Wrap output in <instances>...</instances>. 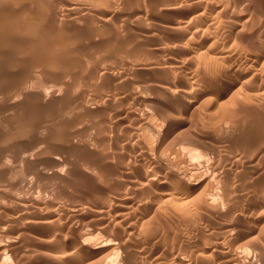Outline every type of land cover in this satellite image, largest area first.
<instances>
[{"label":"bare ground","instance_id":"6f19581e","mask_svg":"<svg viewBox=\"0 0 264 264\" xmlns=\"http://www.w3.org/2000/svg\"><path fill=\"white\" fill-rule=\"evenodd\" d=\"M7 1V0H6ZM14 1V0H13ZM18 1V0H17ZM53 1H55V0H52V3L51 4H54L55 5V3H53ZM67 1H69V0H67ZM71 1H73V0H71ZM96 1V0H95ZM106 1V0H105ZM112 1V0H111ZM120 1V0H119ZM127 1V0H126ZM137 1V0H136ZM135 1V2H136ZM161 1V0H160ZM231 1L232 0H227L226 2H220V1H216V0H164V1H162V3L161 2H159L158 0H157V2H159V4L157 3V5H155V3L154 2H156V0H144V2L142 1V3L143 4H141V5H143V7L142 6H139V4H140V0H139V3H138V1L136 2V3H138V5L137 4H133L132 5V3H134V2H130V0H129V2L131 3V5H132V7L134 6L135 7V5H137L136 6V8L134 9V8H130L131 10L132 9H134V11H132V12H134V15L136 16H138L139 17V19H140V22H142V20H145L146 21V24H145V26H144V28H142L141 27V24L143 25V23H141V24H137L139 27H141V28H139V30H138V35L140 36L139 37V39L137 38V40H140V38L142 39V41H147V40H152V38H157V37H161V42H156V40L158 39H156V40H154L153 42H156V44H154L153 45V47L152 46H150L149 45V47H152L151 49V54H152V57H153V55L155 54L156 55V53H157V55H158V53L159 52H161L162 51V53L160 54V55H162L163 57H164V53L165 52H167V53H165L166 55L168 54V53H171L172 55H171V58H169V61L167 60V61H165V60H162V61H165L164 63H159V61H158V63H156L157 65H156V67L149 61V60H147V61H143L142 60V62H144V63H140L139 61H141V60H138V63L137 64H135L136 66H135V68H133L134 70H140V73H141V70H158V72H159V70H161L162 71V74L163 73H165L166 75H167V73H170V76H171V74H172V72L174 71H181V72H184L185 73V78H184V76L182 75V73H179L178 75H180L181 74V76H183V78L184 79H186L185 80V82H186V85L183 87V86H181V87H177V85H174V84H176V83H174V84H172V82H171V80H170V77L168 78L169 80L168 81H170L171 82V84L172 85H174V87H172V88H170L168 85L170 84V82H168L169 84L167 85V82H165V80H160V81H162V83L161 84H159L160 86H158V87H161V90H158V88H157V91H159L158 93H159V96H157V95H155V94H157V92H156V88H155V93H153L155 96H157L156 98H154V97H152V98H154V99H152L151 98V100L149 99V97L146 99L145 98V94L143 95V91H148L147 89H148V87L149 88H151V85L150 86H148L149 85V83L148 84H145V85H142L141 86V88L140 87H136V86H132L131 88V91L129 92V94L131 95L132 94V96L135 98V100L138 102H149V103H147V105H149V107L151 108V110L150 109H148L149 107L146 105V104H143V105H145L146 106V108L148 109H145L146 110V112H145V114H144V112L142 113L141 112V114L140 115H138L139 113V110H135L134 112H137V116L138 117H133L134 119L136 118L137 120H134V121H136V122H134V123H137L138 122V124H139V126H138V128L136 129V133H134V138H128L129 137V135L127 134V138L128 139H124V141H123V139H122V142L124 143L125 142V144H123L124 146L126 145V146H129V147H131L130 148V150L131 149H133V150H131V151H134L135 153V155L139 158V159H141V161L143 160V161H145L146 159H148L149 161L148 162H150V167H144V166H142V164L139 166V165H135L136 167H141L142 166V168L144 167V168H146V169H144V170H142V172H139V171H136L135 170V168L133 167V168H130V167H128L127 168V170L126 171H124L123 169H122V171H121V173L118 175V177H116V178H119V179H115L114 178V176L113 177H111V178H109V177H107L110 173H113L114 171H115V169H114V171L113 172H111V170L109 169L110 168V165H108L109 166V170H110V173H109V170H107V172H108V175H107V172H106V175H105V172H104V174H103V171L105 170V168L102 166V163L104 164V162L105 161H108V158H109V156H106L107 154L108 155H110V153H111V149L112 148H114V150L116 149V148H118V147H113V144H112V142H110L111 144V149H110V152L108 151V150H106L107 148H105L106 146L105 145H107V144H105V143H107V141L106 140H108V138L110 137V136H112V135H110L108 138H106L105 139V143H103V141L104 140H102L101 139V137H100V135H99V137H97L96 135H94V133H95V130L97 129H95L94 128V126H91V125H88V126H85V124H83V123H85L84 122V119L82 120L81 118V120L83 121V123H82V125H84V126H82V125H80V120L78 119L79 117H81L80 115L81 114H79L80 112L82 113V111H80V112H78L79 110H78V108L75 106L76 104L75 103H77V101H79V102H81L82 103V101H80V98L82 97V96H80V98L78 97V99H77V97L75 98V99H77V101L74 103L75 105H73V107L75 108H77V110H75L74 108H72V106H71V108L72 109H74L75 110V112H71V117H72V114H73V116L75 115L74 113H78V115H79V117L77 116L76 118L79 120V122L80 123H78V121H75V123H73L74 121V119H72V121H71V119L69 120V118H70V116H68L66 119H68V121L69 122H66V123H62V124H60V126L58 127V129H56L55 130V132H57V134H56V136L54 137V142L51 144V143H48L42 136V138L45 140V141H42V140H40L39 139V137H34V138H36V139H38V142H35L34 140L32 141V142H34L33 144H32V142L31 143H29V144H32V145H30V146H28V147H23L24 149H23V151H19L20 153L22 152L23 153V155L24 154H26L27 155V157H29V159L30 158H33V157H35L36 159H38L40 156L42 157V155H47V156H49L50 158H51V160L52 161H49V165H47V163H46V161H45V159H46V157L47 156H44V158H43V160H41L42 158L40 157L39 159H40V162L38 163L39 164V166L41 167V165H42V167L40 168L39 167V169L41 170L40 172H41V174H45L44 176L43 175H41L40 173H38V172H34V174L36 175V177L38 176L39 178L41 177V176H43V179L44 178H46L45 180H47V178L48 177H54V178H56L55 180H59V179H61V178H63V179H61L60 181H62V180H64V179H66L67 177H68V173H70L69 171H71L73 168H72V163H73V161H74V159L73 158H71L70 156H71V154L73 155L75 152H72L70 155H68L67 153H66V150L67 149H75V150H77V149H84V151H81V153L82 152H85V150H86V158H85V161H83V159H81L83 162H84V164L86 165H84L87 169H85L86 171H84V170H82L81 172H79V174H80V176H81V178L82 179H84L88 184H90L89 185V187L91 186L92 187V185H94V186H98V188H97V190H98V192H99V194H107L108 193V191H110L111 192V194L109 193V194H107L105 197L104 196H102L103 198H105L104 200L106 201V202H108V204H101L102 205V207H100V201L99 200H95V198L97 197V195H96V197L94 198H92V200L94 199V201H99L98 202V204H99V206L98 207H100V209H98V207H95V208H97L96 210H99L98 212H100L99 214H102V215H106L107 216V218H108V215H111V213H115V217H117L118 215H117V213L120 211V208H119V206L120 205H126V204H128V198H126V195H127V197H130V196H132L133 194L134 195H136V197H135V201H136V203H137V205L135 206V207H137V209H138V211H137V213L135 212L134 214L132 213L131 215H134L133 216V219L134 220H130V219H128V220H125V218L128 216H131V215H128V212H133V211H129V209H128V212H126L125 210V212L127 213V214H124V215H122L121 216V218H123L124 217V220H120L121 218H119V220L117 219V220H95V221H93L92 222V220H94V219H92V218H90V219H92L91 221H90V219L86 222V220H82L83 222L85 221V224L87 225L88 224V227L90 226L91 227V229H90V231H86V230H89L88 228H86L85 230H83V228H84V224L82 223V224H80V225H78V221H76V226H70V225H68L66 222H64L65 221V219L66 218H68V221L69 220H71V219H69L70 218V216L71 215H69V217H62L61 219L62 220H64L63 222V224H65L64 225V228H62V227H60V225L62 226V220L60 219V217H58V219H60V223L58 224L57 223V225H59V226H56L55 228V230L54 231H56V232H53V230H52V232L54 233V234H52L51 236H50V238H48L47 240L46 239H44V237H43V239H44V241L46 240V242L48 241V242H51V243H53L55 240H56V243L54 244L53 243V246L45 253V251L46 250H41V248H40V250L41 251H44V253L43 252H41V254H39L38 253V251L37 250H35V252L37 253V254H39V255H37L38 256V259H35V262L36 263H34V264H245L246 263V261L247 260H245L244 259V257H247L246 259H249L248 260V264H264V225H262L263 224V222H264V220L262 221V224H260V220H248V219H245L246 220V222L245 221H243L244 223H245V227H244V225H243V229H242V227H240L239 226V223L240 222H238V224H237V220L235 221L236 222V225L234 224L235 222L233 221V220H227L226 218V220H202L203 221V223L201 222L200 223V221H199V219L198 220H189L190 219V217L191 216H193V215H191V216H188V213H187V216L189 217V219L188 220H177L178 221V223L176 224V226L174 225V228L171 230V225L172 224H170L171 222H169V220L167 221V218H166V221H165V224L166 223H169L168 225V227H164V226H161V228H160V226H158L159 224H161V223H164L163 221L161 222V223H158V225H156V223L158 222V218L160 219V215H159V217H157V219L155 218V217H151L152 219L154 218V220L156 219L157 220V222H155L154 220H152V219H150V220H148L149 218L148 217H145L146 216V214H150V212H152L153 210L155 211H153V213H154V215H155V213H159V211L156 209V208H158L160 205H162L161 203H163L164 202V204H165V202H166V204H178V206L180 205V206H184L183 207V211H182V213H180L179 215L181 216L182 214H186V212H185V206H186V208L187 207H189L188 205H191V204H194L195 202H196V200L198 199V201H201L200 199H199V195H200V197H201V193H199V191L201 192V189L202 188H200V190H199V186H200V184H201V181L203 180V177L202 176H200V175H196V173H195V171H191L190 169H188V167L189 166H191L192 165V168H193V166L195 165L194 164V162H193V160L192 159H194L195 160V162H196V158L195 157H198V156H200L201 155V153H200V151H197V150H194V148L192 149V148H190V146L192 147L193 145H195V141H198L197 139H196V137L193 135L192 137L191 136H187V134H186V136L188 137V139L191 137V141L193 140V145H189V143L191 142H189V143H187V142H183L182 143V141H180L179 142V144H177V141H179L177 138V141L175 140V138L174 137H172V136H174V135H179V137L181 136L182 137V135H180L179 133H177L176 132V134H172L173 133V130H175L174 128H176V126H177V124H179L180 122H179V120L177 119L179 116H183V113L185 112V111H191L190 113L192 114V112H194V110L197 112L198 110H200V109H198V108H200L201 107V104H203L204 102H205V104H203V109H206L208 106L206 105V104H208L209 105V107L206 109V110H203V112L204 111H206V113L205 114H207V112H211V113H214L213 112V110H214V108H213V110L211 109V107L212 106H214V104H217V107L219 108L220 107V109H219V111H222L221 109V107H223V106H225V109H226V105H223V106H221L223 103H225V100L226 99H229V96L225 99V97L227 96V95H229V93L231 92V93H235V91H241L242 93H244V92H249V93H247V95H246V98H247V100H248V94H250V95H252V96H250V98L252 97V98H257L258 100L259 99H262V100H264V46H256V45H254V46H252V47H247V45H248V43L246 44V47H245V43H246V39L245 38H247V37H245L244 39L246 40H244V39H242V35L239 37L241 40H244V44H242V42L243 41H241L240 39H238V36H237V33H239V32H241V30L243 31L244 30V28L243 29H241V27H243V26H240L239 28L238 27H236V32L235 31H233V29L235 28H233V27H231L230 25H226L225 23H227V21H226V19L228 18L229 19V16L230 17H232L231 16V14H233V18L237 21L236 22V24H238L239 23V20H241L240 19V16H242L243 14H241V13H236V12H233V9L232 8H230V3H231ZM248 1V0H247ZM261 1V0H260ZM264 1V0H263ZM0 2H1V0H0ZM57 2V1H56ZM59 2V1H58ZM57 2V3H58ZM83 2V1H82ZM103 2V1H102ZM115 4H116V2H118V1H116L115 2V0L113 1ZM121 2H122V0H121ZM124 2H125V0H124ZM123 2V4H125ZM129 2L126 4V8H127V6H128V4H129ZM238 2V1H237ZM244 2V1H243ZM3 3H4V1H3ZM7 3H8V1H7ZM60 3V2H59ZM61 3H62V1H61ZM63 3H65V2H63ZM62 3V4H63ZM72 2H70V4H71ZM84 3V2H83ZM101 3V2H100ZM112 3V2H111ZM113 3V4H114ZM152 3H154V4H152ZM160 3L162 4V6L160 7L159 5H160ZM262 3V2H261ZM5 4V3H4ZM9 4V3H8ZM68 4H69V2H68ZM82 4V3H81ZM96 4V3H95ZM122 4V5H123ZM7 5V4H6ZM11 6H12V4H10ZM54 5H53V7H54ZM57 5V4H56ZM61 5V4H60ZM60 5L58 6V7H60ZM78 5V4H77ZM77 5L75 6L74 4H72V6H70V9H72V11H73V13L74 14H76L77 13V9L79 8V7H77ZM107 5V4H106ZM121 5V4H120ZM131 5H129V7L131 6ZM234 5V4H233ZM0 6H1V4H0ZM18 6V5H17ZM44 6V5H43ZM65 6V5H64ZM66 6H67V3H66ZM91 6V5H90ZM112 6V5H111ZM116 6V5H115ZM117 6H119V4H117ZM4 8H5V6H3ZM7 7H8V5H7ZM6 7V8H7ZM44 7H46V6H44ZM49 7V6H48ZM52 7V8H53ZM69 7V6H68ZM68 7H64V9H62V10H65V8H68ZM84 7H87V6H84ZM83 7V11L85 12V10H87V9H85ZM94 7V6H93ZM97 7V6H96ZM105 7H107L108 8V5L107 6H105ZM105 7H103L104 9H106V11L105 10H103L102 12H100V10H99V12H100V14H99V16H102V17H90V16H92V15H90L89 17L91 18V20H90V18H88L87 19V17H86V15H85V17L86 18H84V17H82L83 19H87L88 21L87 22H85V23H89V21H91V23H92V21L94 20V19H98V20H96L97 21V23L98 24H96V25H98V26H100L102 23H103V26H104V21H106V23L107 24H109L110 22V20L109 19H111L112 17H113V12L114 11H109L110 9H112V7L111 8H109V10L107 9V8H105ZM110 7V6H109ZM114 7V6H113ZM121 7V6H120ZM122 7H124V6H122ZM17 8V7H16ZM60 8H62V7H60ZM59 8V9H60ZM81 8H82V6H81ZM88 8V7H87ZM90 8V7H89ZM88 8V9H89ZM125 8V9H126ZM258 8H260V7H258ZM264 8V7H263ZM47 9V8H46ZM51 9V8H50ZM49 9V11H47V14L44 16V18H42L43 20L40 22V21H38V20H41L40 18L42 17V15H40L41 17L40 18H38L39 17V14H36L35 16L37 17V15H38V19H36L37 20V24L35 25V26H32L31 27V29L29 30L30 31V33L29 34H31L32 36H34L33 38H35V37H38V35H39V33H43L44 31H47V30H45V28L47 27V29H48V26L47 25H49V23L48 22H50V21H52L58 14H57V12H58V10H56L57 12L55 13V12H51V10ZM55 9L56 8H54V11H55ZM69 8L68 9H66V10H70ZM85 9V10H84ZM92 9V8H91ZM90 9V10H91ZM97 9H99L98 7H97ZM125 9H122V10H125ZM240 9V8H239ZM239 9H238V11H239ZM251 9H254V8H249V11L251 10ZM45 10V9H44ZM79 10V9H78ZM95 10V9H94ZM94 10H93V12H94ZM101 10H102V8H101ZM119 10V9H118ZM6 11H8V10H6ZM80 11H82V9L80 10ZM79 11V12H80ZM129 11V10H128ZM127 11V12H128ZM254 11V10H253ZM259 11H260V9H259ZM1 12H3L2 10H1ZM11 12V11H10ZM14 12V11H13ZM41 12V11H40ZM49 12V13H48ZM66 12V11H65ZM68 12V11H67ZM78 12V13H79ZM90 12V11H89ZM96 12V11H95ZM98 12V13H99ZM119 12H120V10H119ZM125 12V11H124ZM131 12V11H130ZM246 12V11H245ZM256 12V11H255ZM264 12V11H263ZM59 13V12H58ZM71 12L69 11L68 13H63L64 15H69ZM86 13H87V11H86ZM91 13H92V11H91ZM97 13V14H98ZM257 13V12H256ZM261 13V12H260ZM8 14V13H7ZM10 14V13H9ZM62 14V13H61ZM62 14V15H63ZM70 15L72 18L75 16V15ZM85 14V13H84ZM88 14V13H87ZM90 14V13H89ZM93 14V13H92ZM94 14H96V13H94ZM93 14V15H94ZM122 14V13H121ZM125 14V13H124ZM251 14V13H250ZM258 14V13H257ZM263 14V13H262ZM1 15H2V13H1ZM80 15H82L81 13H80ZM80 15L78 16V17H80ZM123 15V14H122ZM22 16V15H21ZM60 14H59V17L58 18H60ZM69 16V17H70ZM77 16H75V17H77ZM83 16V15H82ZM95 16H97V15H95ZM136 16V17H137ZM248 16H249V14H248ZM255 16V15H254ZM257 16V15H256ZM9 17V16H8ZM57 17L55 18V20L57 19ZM68 17V16H67ZM77 17V18H78ZM134 17V16H133ZM166 17H168V18H166ZM258 17V16H257ZM261 17H262V15H261ZM6 18V17H5ZM63 18H64V16H63ZM76 18V19H77ZM92 18H94V19H92ZM246 18V20H247V17H245ZM249 18V17H248ZM2 19V18H1ZM7 19V18H6ZM26 19V18H25ZM65 19H67L66 17H65ZM79 19H81V18H79ZM82 19V20H83ZM113 19V18H112ZM135 19V18H134ZM137 19V18H136ZM142 19V20H141ZM225 19V20H224ZM230 19H232V18H230ZM230 19L228 20L229 22H228V24L230 23L231 24V22H230ZM34 20V19H33ZM35 20V21H36ZM55 20H54V22H55ZM59 20V19H58ZM62 20V19H61ZM75 19H72L71 21H72V24L73 25H75L76 26V24H78L77 23V20H75L76 21V24H75V22H73ZM82 20H80V21H82ZM109 20V21H108ZM131 20V19H130ZM235 20L233 21V23L235 22ZM2 21V20H1ZM6 21H9L8 19L6 20ZM19 21V20H18ZM23 21V20H22ZM21 21V22H22ZM26 21V20H25ZM68 21V20H67ZM66 21V22H67ZM108 21V22H107ZM225 21V22H224ZM232 21V20H231ZM244 21H245V19H244ZM263 21V20H262ZM28 22V21H27ZM40 22V23H39ZM46 22L48 23V24H46ZM112 23H113V21H111ZM116 22V21H115ZM123 22V21H122ZM125 22V21H124ZM123 22V23H124ZM135 22V21H134ZM136 22H137V20H136ZM140 22H138V23H140ZM144 22V21H143ZM241 22V21H240ZM2 23V22H1ZM3 23H5V22H3ZM11 23V22H10ZM9 23V24H10ZM15 23V22H14ZM30 23V22H29ZM32 23L34 24V22L32 21ZM53 23V22H52ZM58 23H60V21L58 22ZM61 23H65V22H61ZM71 23V22H70ZM80 23V25L81 24H84L83 23V21L82 22H79ZM100 23V24H99ZM119 23V22H118ZM133 23V22H132ZM7 24V23H6ZM5 24V25H6ZM13 24V23H12ZM32 24V25H33ZM46 24V25H45ZM51 24V23H50ZM57 23H55V25H56ZM66 24V23H65ZM64 24V25H65ZM93 24V23H92ZM115 24V23H114ZM135 24V25H136ZM226 26H225V25ZM240 24V23H239ZM238 24V25H239ZM242 24V23H241ZM4 25V26H5ZM14 25V24H13ZM21 25V24H20ZM19 25V26H20ZM26 25H27V23H26ZM53 25V24H52ZM51 25V26H52ZM54 25V26H55ZM69 25V24H68ZM85 25V24H84ZM119 25V24H118ZM130 25V24H129ZM243 25V24H242ZM12 26V25H11ZM18 26V27H19ZM24 26V25H23ZM31 26V25H30ZM46 26V27H45ZM50 26V25H49ZM58 26V25H57ZM60 26H61V24H60ZM77 26H79V25H77ZM76 26V27H77ZM82 26V25H81ZM86 26H87V24H86ZM91 26V25H90ZM102 26V25H101ZM108 26V25H107ZM125 26V25H124ZM232 26H234L233 24H232ZM262 26V25H261ZM1 27H3V24H1ZM26 27V26H25ZM59 27V26H58ZM62 27V26H61ZM65 27H66V25H65ZM71 27H73V26H71ZM83 27V26H82ZM81 27V28H82ZM94 27L95 26H93L91 29H94ZM106 27V26H105ZM115 27H116V29H117V27L118 26H116L115 25ZM136 27V26H135ZM5 28V27H4ZM6 28H8V26L6 27ZM12 28V27H11ZM20 28V27H19ZM69 28V27H68ZM67 28V29H68ZM75 28V27H74ZM85 28V27H84ZM87 28V27H86ZM85 28V29H86ZM97 28V27H96ZM102 29L104 28V27H101ZM100 28V29H101ZM125 28V27H124ZM132 28V27H131ZM137 28V27H136ZM1 29V28H0ZM15 29H17V28H15ZM28 29V28H27ZM49 29H51V28H49ZM60 29V28H59ZM88 29V28H87ZM85 30V31H88V30ZM90 29V27H89V31L91 30ZM108 29V28H107ZM110 29H112V26H111V28ZM115 29V28H114ZM125 29H127V28H125ZM133 29V28H132ZM135 29V28H134ZM133 29V30H134ZM239 29H241L239 32H238V30ZM2 30V29H1ZM7 30V29H6ZM5 30V31H6ZM61 30V29H60ZM94 30H96V29H94ZM94 30H91V32L93 33V31ZM131 30V29H130ZM3 31V30H2ZM12 31V30H11ZM17 31H18V29H17ZM25 31V30H24ZM23 31V32H24ZM27 31V30H26ZM26 31H25V33H26ZM63 31V30H62ZM65 31V30H64ZM67 31V30H66ZM70 31H72V30H70ZM77 31H79V30H77ZM84 31V30H83ZM105 31V30H104ZM113 31V30H112ZM129 31V30H128ZM135 31V30H134ZM137 31V30H136ZM260 31V30H259ZM7 32H9V29H8V31H6V34H8ZM20 32V31H19ZM50 32V31H49ZM56 32V31H55ZM68 32V31H67ZM80 32V31H79ZM90 32V33H91ZM132 32V31H131ZM246 32V31H245ZM2 33V32H1ZM66 33V32H65ZM72 33V32H71ZM70 33V34H71ZM75 33V32H74ZM86 33V32H85ZM89 33V34H90ZM90 34L88 37H90V36H92V35H94V34H96L97 35V33L96 32H94V34ZM102 33V32H101ZM104 33V32H103ZM111 33V32H110ZM113 33H115V31L113 32ZM120 33V32H119ZM122 33V32H121ZM135 33V32H134ZM133 33V34H134ZM256 33V32H255ZM6 34H5V36H6ZM10 35L12 34V32H10L9 33ZM8 34V35H9ZM28 33H26V35H27ZM28 34V35H29ZM57 34V33H56ZM88 34V33H87ZM100 34V33H99ZM98 34V35H99ZM243 34H244V32H243ZM253 34V33H252ZM9 35V36H10ZM15 35H16V33H15ZM15 35H14V37H9V38H15L16 39V37H15ZM23 35V34H22ZM21 35V37L20 38H22L23 36ZM62 35V34H61ZM65 35V34H64ZM69 35V34H68ZM73 35H75L76 36V34H73ZM96 35L95 36H93L94 38L96 37ZM101 35V34H100ZM105 35V34H104ZM110 35V34H109ZM113 35V34H112ZM116 35V34H115ZM137 35V36H138ZM254 35V34H253ZM256 35V34H255ZM258 35H260V34H258ZM1 36H3V35H1ZM13 36V35H12ZM58 36V35H57ZM74 36V38H77V37H75ZM81 36V35H80ZM114 36V35H113ZM116 36H118V35H116ZM115 36V37H116ZM124 36V35H123ZM246 36H247V33H246ZM18 37V36H17ZM64 37V36H63ZM67 37V36H66ZM87 37V38H88ZM99 37V36H98ZM107 37V36H106ZM248 37H249V35H248ZM259 37V36H258ZM19 38V37H18ZM19 38V39H20ZM24 38V37H23ZM22 38V39H23ZM27 38V37H26ZM32 38V37H31ZM57 37H55V39H56ZM81 38H83V37H81ZM91 38V37H90ZM89 38V39H90ZM119 38H120V36H119ZM126 38V37H125ZM135 38V37H134ZM162 38H163V40H162ZM15 39H13V40H15ZM21 39V40H22ZM29 38H27V40H28ZM67 39H68V37H67ZM79 39V38H78ZM89 39H87V40H89ZM93 39V38H92ZM95 39H97V38H95ZM105 38H101V41L102 40H104ZM114 39V38H113ZM117 39V38H116ZM124 39V38H123ZM122 39V40H123ZM129 39V38H128ZM132 39V38H131ZM249 39H250V37H249ZM252 39H254V38H252ZM0 40H2V39H0ZM31 40V39H30ZM60 40V39H59ZM73 40V39H72ZM98 40V39H97ZM107 40V39H106ZM136 40V42L135 43H138V41ZM149 41V42H152V41ZM238 40L239 41H241V43H238ZM255 40L257 41V39H256V37H255ZM11 41V40H10ZM65 41V40H64ZM86 41V40H85ZM91 41V40H90ZM95 41V40H94ZM99 42H100V39L98 40ZM112 41V40H111ZM110 41V43H112ZM120 41V40H119ZM118 41V42H119ZM134 41V40H133ZM157 41H159V39L157 40ZM253 41V40H252ZM255 41V42H256ZM260 41V40H259ZM15 43H16V41H14ZM21 42V41H20ZM61 42V41H60ZM74 42V41H73ZM73 42H72V44H73ZM92 42H93V40H92ZM117 42V43H118ZM128 42H129V40H128ZM248 42H250V41H248ZM254 42V43H255ZM18 43V42H17ZM34 43V42H33ZM62 43H63V40H62ZM75 43V42H74ZM106 43V42H105ZM148 43V42H147ZM251 43V42H250ZM8 44V43H7ZM21 44V43H20ZM19 44V45H20ZM30 44H31V42H30ZM66 44H67V41H66ZM79 44H81V43H79ZM82 44H84V41H83V43ZM87 44H89V41H88V43ZM103 44V43H102ZM115 44V43H114ZM123 44H124V42H123ZM122 44V45H123ZM130 44V43H129ZM129 44H127L126 46H128ZM133 44V43H132ZM140 44V43H139ZM142 44V43H141ZM149 44V43H148ZM151 44V43H150ZM153 44V43H152ZM220 44V45H219ZM256 44V43H255ZM261 44V43H260ZM3 45V44H2ZM16 45V44H15ZM19 45H16V46H19ZM55 45V44H54ZM61 45V44H60ZM64 45V44H63ZM69 45V44H68ZM75 45H77L78 46V43H76ZM96 45V44H95ZM98 45V44H97ZM111 45V44H110ZM143 45V44H142ZM147 44H145V47H147L148 48V45L146 46ZM215 45V46H214ZM85 45H83L82 47H84ZM90 46V45H89ZM94 46V45H93ZM100 46V45H99ZM106 46V45H105ZM135 46V45H134ZM133 46V47H134ZM138 46V45H137ZM136 46V47H137ZM251 46V45H250ZM3 47V46H2ZM13 47V46H12ZM20 47V46H19ZM21 47H22V45H21ZM36 47V46H35ZM52 47H54V46H52ZM55 47H57V46H55ZM54 47V48H55ZM62 47V46H61ZM68 47V46H67ZM69 47H71V46H69ZM68 47V48H69ZM108 47V46H107ZM112 47V46H111ZM114 47H115V45H114ZM117 47H119L118 45H117ZM123 47V46H122ZM136 47H134V48H136ZM145 47H143V48H145ZM4 48V47H3ZM18 48V47H17ZM16 48V49H17ZM23 48V47H22ZM30 48V47H29ZM32 48V47H31ZM65 48V47H64ZM78 48H80V46L78 47ZM77 48V49H78ZM88 48V47H87ZM87 48H85V49H87ZM91 48V47H90ZM96 48H97V46H96ZM128 48H131V47H128ZM218 48L220 49V51L218 50ZM27 49H28V47H27ZM51 49V48H50ZM56 49V48H55ZM58 49V48H57ZM76 49V48H75ZM74 49V50H75ZM84 49V50H85ZM93 49V48H92ZM117 49V48H116ZM137 49V48H136ZM135 49V50H136ZM141 48H139V46H138V50H140ZM146 49V48H145ZM211 49H213V50H211ZM0 50H1V48H0ZM19 50V49H18ZM30 50V49H29ZM98 50V49H97ZM103 50V49H102ZM102 50H100L99 49V51H102ZM109 50V49H108ZM112 50V49H111ZM132 50H133V48H132ZM131 50V51H132ZM137 50V55L136 54H134V55H131V58L133 57V58H135L136 56H139L140 55V57H143V56H141V55H144L143 53H145V52H143L142 53V49H141V51H138ZM144 50V49H143ZM148 49H146L145 51H147ZM209 50H211V51H209ZM215 50H218V52L217 51H215ZM13 51H14V49H13ZM26 51V50H25ZM24 51V52H25ZM31 51V50H30ZM30 51H27V52H30ZM45 51V50H44ZM61 51V50H60ZM65 51V50H64ZM67 51V50H66ZM64 52V53H67V52ZM72 51V50H71ZM80 51V50H79ZM88 51V50H87ZM110 51V50H109ZM114 51V50H113ZM122 51V50H121ZM124 51L127 53V51L125 50V48H124ZM150 50H148V52H149ZM169 51V52H168ZM23 51H21V53H22ZM26 52V53H27ZM47 52V51H46ZM49 52V51H48ZM70 52V51H69ZM74 52V51H73ZM73 52H72V54H73ZM90 52V51H89ZM104 52H106V51H104ZM119 52H120V50H119ZM118 52V53H119ZM133 53H135L134 51H132ZM131 52V53H132ZM19 53V52H18ZM45 53V52H44ZM51 53V52H50ZM55 53V52H54ZM110 53V52H109ZM116 53V52H115ZM130 53V54H131ZM210 53H214L216 56H215V58H214V56H213V58L212 59H215L216 60V66H217V68H216V70L215 69H213V66H211V68H212V70H215L216 71V73H215V71H213L215 74H216V76H215V78H214V80H213V77L211 78H208L207 77V75L209 76H211V74H208V73H212V72H210L209 70H211L210 69V63H209V60H211V57H209V56H211V55H209ZM24 54V53H23ZM59 54H61V53H59ZM70 54V53H69ZM71 54V55H72ZM76 54H77V52H76ZM75 53L73 54V55H76ZM85 54V53H84ZM89 54V53H88ZM105 54V53H104ZM103 54V55H104ZM122 54V53H121ZM146 54H147V52H146ZM202 54V57L203 56H208L209 57V60H207L208 59V57H207V59L205 58V61L203 60H201L202 62L201 63H205V62H207L209 65H208V67L209 68H207L206 69V67L207 66H203V64H201L200 62H196V60L195 59H192L193 57L195 58L196 57V55L198 56L199 55V57H200V55ZM4 55V54H3ZM2 55V56H3ZM25 55V54H24ZM46 55H47V53H46ZM54 55V54H53ZM52 55V56H53ZM70 55V56H71ZM81 55V54H80ZM92 55V54H91ZM90 55V56H91ZM96 55V54H95ZM106 55V54H105ZM111 55H113V54H111ZM123 55V54H122ZM154 55V58L155 57H157V55L155 56ZM160 55H159V57H160ZM87 56H89V55H87ZM114 56V55H113ZM126 56V55H125ZM125 56H124V58H125ZM127 56H129V55H127ZM151 55H149L148 57H150ZM169 57H170V55H168ZM20 57H22V56H20ZM47 57H49V56H47ZM66 57H67V55H66ZM65 57V58H66ZM77 57V56H76ZM98 57V56H97ZM104 57H106V56H104ZM118 57V56H117ZM146 57H147V55H146ZM202 57H201V59H202ZM58 59V57H54V58H51V59ZM61 57H59V60H61L60 59ZM70 58V57H69ZM73 58V57H72ZM82 58V57H81ZM83 58H84V56H83ZM87 58V57H86ZM85 58V59H86ZM89 58V57H88ZM99 58V57H98ZM102 58V57H101ZM111 58V57H110ZM121 58V57H120ZM138 58V57H137ZM137 58H135V62H137L136 60H137ZM158 58V57H157ZM156 58V59H157ZM196 58H198V57H196ZM203 58V59H204ZM22 59V58H21ZM26 59V58H25ZM47 59V58H46ZM50 59V58H49ZM91 59V58H90ZM103 59V58H102ZM115 59V58H114ZM140 59V58H139ZM142 59V58H141ZM144 59H145V56H144ZM23 60H24V58H23ZM29 60V59H28ZM63 60V59H62ZM62 60L61 61H59V62H61L60 64H62ZM68 60H70V59H68ZM112 60V59H111ZM122 60V59H121ZM131 61L133 60V59H130ZM192 60H194L193 61V63H197V64H199L200 63V65H202L203 67H205V70H207V71H205V72H208V73H206L207 75H205L203 72H201V71H203V70H201V68L199 69V71H197L198 69L197 68H195L196 67V65L197 64H195V67L193 66V68L192 69H197V70H193V71H197V72H199V73H197V72H195L197 75V78H198V76L200 75V77H201V79L202 80H200V77L198 78L200 81H198L197 80V83H196V77L194 76V75H190L189 73H188V71H189V69L191 70V68L188 66V65H190V62L192 61ZM198 61H200L199 59H197ZM54 62H56L55 60H53ZM67 61V60H66ZM66 61H64V63H63V66L65 65V68L66 67H68V66H71L70 65V62L71 61H69V65H68V63L66 62ZM73 61H76V60H74V58H73ZM83 61V60H82ZM102 61V60H101ZM101 61H100V63H101ZM119 61H120V59H119ZM125 61V60H124ZM127 61V60H126ZM23 62V61H22ZM28 62V61H27ZM26 61H25V63H27ZM49 62H51V60L49 61ZM58 62V61H57ZM56 62V66H58V64H59V62L57 63ZM65 62L67 63V65L65 64ZM84 62H85V60H84ZM86 62H88V61H86ZM94 61H92L91 62V64L93 63ZM97 62V61H96ZM95 62V63H96ZM110 62V61H109ZM113 62V61H112ZM112 62H110V64L112 63ZM212 62L213 61H211V65H212ZM79 63V62H78ZM80 63H82V62H80ZM98 63V62H97ZM99 63V64H100ZM104 63L106 64V63H108L107 61L105 62L104 61ZM114 63V62H113ZM122 63H124L123 61H122ZM129 63V62H128ZM131 64L132 63H134L133 61L132 62H130ZM129 63V64H130ZM192 63V62H191ZM6 64H7V62H6ZM48 64V63H47ZM55 64V63H54ZM53 64V65H54ZM59 64V65H60ZM84 64V63H83ZM85 64H87V63H85ZM91 64H90V68H91ZM109 64V63H108ZM116 64V63H115ZM118 64H120V62H118ZM117 64V65H118ZM127 64V63H126ZM129 64H127V65H129ZM8 65V64H7ZM44 65V64H43ZM51 65H52V63H51ZM75 67L74 68H76V65H75V62H74V64H73ZM89 65V64H88ZM104 65V64H103ZM117 65H116V67H117ZM127 65H125V66H127ZM205 65V64H204ZM214 65V64H213ZM9 66V65H8ZM13 66V65H12ZM28 66V65H27ZM26 65H25V67H27ZM32 66V65H31ZM62 66V67H63ZM85 66V65H84ZM100 66V68H98V72H97V77L96 76H94V74L92 75H90L89 74V77H87L89 80H91L93 77H95V78H97L98 79V81H97V79H96V84H98V85H101V87H100V89L101 90H103V86L104 85H106V84H108V85H110L109 83H112V82H114L113 84L114 85H119L120 84V82L123 80V78L125 77L126 78V75H121V74H116V73H114L115 71L113 70V68H110V67H106V65H104L105 67H101L102 65H99ZM109 66V65H108ZM111 67H112V65H110ZM131 66H133V65H130V67ZM198 66V65H197ZM215 66V67H216ZM7 67V66H6ZM5 67V68H6ZM29 67H30V65H29ZM48 67V66H47ZM89 67V66H88ZM119 67V66H118ZM124 67V66H123ZM129 67V66H128ZM50 68V67H49ZM54 68V67H53ZM61 68V67H60ZM71 68H73V67H71ZM81 68V67H80ZM80 68H77L78 70L80 69ZM84 68V67H83ZM90 68H89V70H90ZM153 68V69H152ZM11 69V68H10ZM30 69V68H29ZM33 69V68H32ZM58 69V68H57ZM63 69V68H62ZM67 69H69V68H67ZM82 69V68H81ZM92 69V68H91ZM94 69V68H93ZM115 69H117V68H115ZM124 69V68H123ZM125 69H126V67H125ZM129 69V68H128ZM132 69V70H133ZM204 69V68H203ZM218 69H220V72L219 73H217L218 71ZM221 69H223V70H221ZM9 70V69H8ZM31 70V69H30ZM50 70H52L51 68H50ZM60 70V69H59ZM66 70V69H65ZM78 70H75V72H73V74L75 73V74H79V73H77V71ZM87 70V69H86ZM86 70H85V72H86ZM96 70V69H95ZM122 70V69H121ZM120 70V71H121ZM137 70V71H138ZM153 70V71H154ZM29 71V70H28ZM46 71H47V69H46ZM56 71H58V70H56ZM63 71V70H62ZM61 71V72H62ZM74 71V70H73ZM84 71V70H83ZM83 71H81V73L83 72ZM97 71V70H96ZM95 71V72H96ZM114 71V72H113ZM172 71V72H171ZM179 71V72H180ZM193 71H192V73H193ZM68 72V71H67ZM89 72V71H88ZM92 72H93V70H92ZM122 73H123V71H121ZM130 72V71H129ZM151 72V71H150ZM149 72V73H150ZM167 72V73H166ZM32 73V72H31ZM63 73V72H62ZM62 73H61V75H62ZM84 73V72H83ZM91 73V72H90ZM94 73V72H93ZM118 73H120V72H118ZM127 73V72H126ZM132 73V72H131ZM130 73V74H131ZM138 73H139V71H138ZM145 73H146V71H145ZM152 73V72H151ZM161 73V72H160ZM178 73V72H177ZM190 73H191V71H190ZM52 74H54V76L56 77V75H55V73H52ZM87 74V73H86ZM164 74V75H165ZM188 74L190 75V76H188ZM5 75V74H4ZM3 75V76H4ZM9 75V74H8ZM51 75V74H50ZM69 75V74H68ZM80 75V74H79ZM82 75V74H81ZM88 75V74H87ZM138 75V74H137ZM142 75V74H141ZM165 75V76H166ZM173 75V74H172ZM177 75V74H176ZM175 74H174V76H176ZM214 75V74H213ZM2 76V77H3ZM32 76V75H31ZM49 76V75H48ZM52 76V75H51ZM86 76V75H85ZM90 76H93L92 78L90 77ZM130 76V75H129ZM132 76H134V75H132ZM150 76H152V75H150ZM149 75H148V77H150ZM164 76V77H165ZM168 76V75H167ZM180 76V77H181ZM8 77V76H7ZM54 77V78H55ZM60 77V76H59ZM71 77H75V76H72V74H71ZM77 77V76H76ZM84 77V76H83ZM83 77H79V78H83ZM131 77V76H130ZM129 77V78H130ZM134 77H136V76H134ZM145 77V76H144ZM158 77V76H157ZM164 77H162V78H164ZM173 77V76H172ZM178 77V76H177ZM179 77V78H180ZM206 77V78H205ZM1 78V77H0ZM6 78V77H5ZM9 78V77H8ZM70 78V77H69ZM95 78H94V80H95ZM128 78V77H127ZM133 78V77H132ZM137 78V77H136ZM135 78V79H136ZM159 78V77H158ZM174 78V77H173ZM183 78H181V79H183ZM48 79H49V77H48ZM57 79V78H56ZM56 79H54V80H56ZM75 79V78H74ZM88 79H86V81H87V84H88ZM151 79H152V77H151ZM160 79V78H159ZM194 79V80H193ZM2 80V79H1ZM0 80V81H1ZM6 80V79H5ZM72 80V79H71ZM125 80V79H124ZM139 80H141L140 79V77H139ZM150 80V79H149ZM173 80H175V78L173 79ZM176 80H177V78H176ZM216 80V81H215ZM4 81V80H3ZM11 81V80H10ZM57 81V80H56ZM76 81V80H75ZM126 81H127V79H126ZM137 81V80H136ZM142 81V80H141ZM159 81V82H160ZM166 81H167V79H166ZM218 81V82H217ZM59 82V81H58ZM79 82H82V81H79ZM78 82V83H79ZM85 82V81H84ZM93 83H94V81H92ZM106 83V84H102V83ZM125 82V81H124ZM124 82H123V84H124ZM138 83H139V81H137ZM145 81H143V83H144ZM148 82V81H147ZM153 82V81H152ZM5 83H6V81H5ZM57 83V82H56ZM59 83H61V82H59ZM86 83V82H85ZM137 83V84H138ZM142 83V84H143ZM183 83V82H182ZM190 83V84H189ZM90 84H92V83H90ZM89 84V85H90ZM95 84V85H96ZM134 84V83H133ZM133 84H131V85H133ZM136 84V83H135ZM151 84V83H150ZM153 84V83H152ZM243 84H244V87H245V85L247 84V86H246V88H243V90L244 91H242V86H243ZM4 85V84H3ZM6 85H7V83H6ZM58 85V84H57ZM61 85V84H60ZM80 85V84H79ZM94 85V84H93ZM107 85V86H108ZM121 85V84H120ZM127 85H128V83H127ZM141 84L139 83V85L138 86H140ZM154 85H156V83L154 84ZM181 85V84H180ZM184 85V84H183ZM10 86V84L8 85V87ZM53 86V85H52ZM56 86V85H55ZM81 86V85H80ZM84 86L85 85H83V89L82 90H84ZM87 86V85H86ZM85 86V87H86ZM125 86V85H124ZM153 86V85H152ZM190 86V87H189ZM58 87V86H57ZM57 87H55V88H57ZM93 87H96V86H93ZM99 87H97V89L99 88ZM120 87V86H119ZM119 87H118V89H119ZM121 87H122V85H121ZM120 87V88H121ZM155 87V86H154ZM153 87V88H154ZM61 88H62V86H61ZM82 88V87H81ZM80 88V89H81ZM108 87H104V90L105 89H107ZM110 88V87H109ZM113 88H114V86H113ZM115 88H116V86H115ZM123 88H125V87H123ZM128 88V87H127ZM0 89H1V87H0ZM4 89V88H3ZM6 89H8L7 87H6ZM52 89V88H51ZM86 89V88H85ZM100 89H98V90H100ZM246 89V90H245ZM62 90V89H61ZM87 90V89H86ZM85 90V91H86ZM97 90V91H98ZM109 90H112V88H110ZM114 90H117V88L116 89H114ZM114 90H112V91H114ZM120 91H121V89H119ZM128 90V89H127ZM127 90H126V92L124 91V93H121V94H124L125 96V98L124 99H127L128 98V96H129V94H128V96L126 97V95H127ZM130 90V89H129ZM150 90H152V88L150 89ZM10 91V90H9ZM46 91H48L47 89H42V88H40V90H39V94H40V97H42V99H47V97H48V94L46 93ZM65 91V90H64ZM77 91V90H76ZM85 91H83V92H85ZM96 91V92H97ZM107 91H108V89H107ZM120 91H119V93H120ZM2 92V91H1ZM4 92V91H3ZM7 92H8V90H7ZM55 92V91H54ZM91 92V91H90ZM90 92H85V93H82V94H80V93H78V94H80V95H83L84 96V94L85 95H87L86 93H90ZM93 92V91H92ZM100 92V91H99ZM105 92V91H104ZM143 92V93H142ZM152 92H153V90H152ZM152 92H151V94H152ZM10 93H11V91H10ZM52 93H53V91H52ZM59 93V92H58ZM68 93V92H67ZM106 93V92H105ZM111 93H115V92H111L110 91V94ZM116 93H118V92H116ZM70 94V93H69ZM95 94V93H94ZM102 94V93H101ZM121 94H119V96H118V94H117V96L118 97H120V95ZM146 94H148V93H146ZM150 94V95H151ZM236 94V93H235ZM238 94V93H237ZM51 95V94H50ZM71 95V94H70ZM90 95V97H91V95H93V94H89ZM95 95H98V94H95ZM100 95V94H99ZM93 96L92 98H91V100H92V102H90V101H87V100H89L90 98L89 97H87V98H89V99H87L85 102V104L83 105V107H81L82 106V104H80V105H78L81 109H83V111H84V108H85V110L87 111H85V113L86 114H91L93 117L94 116H98L99 117V114L100 113H102L104 110H106V109H104L103 110V105H101L102 103H100V102H103V101H100V97L102 96ZM103 95L105 96V94L103 93ZM106 95H108V92L106 93ZM231 95H233V94H230V97H231ZM238 95H240V97H238V98H241V99H244L245 98V96H241V94H238ZM74 96V95H73ZM103 96V97H104ZM112 96V94L110 95V97L109 98H112L111 97ZM147 96H149V95H147ZM146 96V97H147ZM234 96V95H233ZM14 97V96H13ZM85 97V96H84ZM108 97V96H107ZM106 97V98H107ZM118 97H116V100H117V98ZM121 97H122V95H121ZM120 97V98H121ZM56 98V97H55ZM63 98V97H62ZM86 98V97H85ZM84 98V99H85ZM105 98V97H104ZM102 99V100H105V99ZM130 98V97H129ZM237 98V97H236ZM237 98V99H238ZM245 98V99H246ZM253 99L254 101L256 100V103H257V99ZM99 99V101H97ZM123 99V98H122ZM133 99V98H132ZM149 99V100H148ZM207 99V100H206ZM224 99V100H223ZM230 99H232L233 100V98H230ZM69 100V99H68ZM115 99L113 98V101H114ZM115 100V101H116ZM135 100H132V101H134L135 102ZM239 100V99H238ZM252 100V101H253ZM66 101V100H65ZM74 101V100H73ZM95 101H97V102H95ZM110 101V100H109ZM109 101H107V99L103 102V103H108ZM113 101L111 100L110 102H111V104H114L113 103ZM123 101V100H122ZM126 101V100H125ZM128 101V100H127ZM126 101V102H127ZM203 101V103H201ZM206 101H208V102H206ZM227 101V100H226ZM230 101V100H229ZM234 101V100H233ZM233 101H231V103L233 102ZM243 102H244V100H242ZM251 100H249V102L251 103L252 102ZM70 102V101H69ZM84 102V101H83ZM88 102V103H87ZM99 102V103H98ZM109 102V103H110ZM143 102V103H144ZM223 102V103H222ZM261 102V104L263 103V101H260ZM259 101H258V104L260 103ZM68 103V102H67ZM71 103H72V101H71ZM118 103V102H117ZM116 103V104H117ZM210 103V104H209ZM236 103H237V101H236ZM239 103H242V102H239L238 101V104ZM248 103V102H247ZM246 103V104H247ZM250 103H248V104H250ZM255 103V102H254ZM73 104V103H72ZM116 104H114V105H116ZM130 104V103H129ZM133 104H135V103H133ZM199 104H200V107H198L199 106ZM218 104H219V106H218ZM221 104V105H220ZM234 104H235V102H234ZM253 104V103H252ZM70 105V104H69ZM131 105V104H130ZM129 105V106H130ZM142 105V106H143ZM243 105H244V103H243ZM117 106V105H116ZM128 106V107H129ZM145 106H143L144 108H145ZM205 106H207L206 108H205ZM234 106V105H233ZM249 106V105H248ZM254 106L256 107L257 106V104H254ZM254 106H252L251 105V108L252 107H254ZM261 106V105H260ZM263 106V105H262ZM260 107V109L261 108H263V107ZM106 107V106H105ZM104 107V108H105ZM119 107H120V105H119ZM118 106H117V108L118 109H120ZM132 107H133V105H132ZM136 106L134 105V108H135ZM138 107V106H137ZM136 107V109H138ZM216 107V106H215ZM237 107V106H236ZM243 107V106H242ZM247 107V106H246ZM246 107L244 108V109H246ZM257 107H259V106H257ZM66 108V107H65ZM67 108H68V106H67ZM129 108H131V107H129ZM196 108H197V110H196ZM241 108V107H240ZM247 108H249V107H247ZM41 109V108H40ZM69 109V108H68ZM80 109V110H81ZM109 109V108H108ZM108 109L106 110V112L108 111ZM116 109V108H115ZM127 109V108H126ZM132 109V108H131ZM141 109V108H140ZM153 109V110H152ZM202 109V108H201ZM212 110V111H210V110ZM216 109V111L215 112H218L217 110V108H215ZM230 109H234V107H230ZM237 111H238V109L237 108H235ZM243 109V110H244ZM256 109H259V108H256ZM112 110V109H111ZM117 110V109H116ZM121 110H123V109H121ZM142 110V109H141ZM140 110V111H141ZM144 110V111H145ZM227 110V109H226ZM229 110V109H228ZM235 110V111H236ZM240 110H242V109H240ZM253 110L254 109H252L251 111L253 112ZM71 111H73V110H71ZM77 111V112H76ZM124 111V110H123ZM126 111L127 112H129L128 110H125V113H126ZM131 111V113H132V110H130ZM247 111H249V110H247ZM260 111H262V110H260ZM111 112V111H110ZM117 112H120V110L119 111H117ZM178 112H179V114H178ZM200 112H202V111H200ZM200 112L198 113V114H200ZM202 112V114H204ZM231 112V111H230ZM234 112V111H233ZM240 112V111H239ZM242 112V111H241ZM241 112L240 113H238V112H236V113H238V115H241ZM256 112V111H255ZM258 112V111H257ZM256 112V113H257ZM66 113V112H65ZM69 113H70V111H69ZM84 113V112H83ZM104 113V112H103ZM122 113V112H121ZM121 113H118V114H121ZM121 114L122 115V118L124 117V115H127V114ZM180 113H182V115L180 114ZM189 113V114H190ZM208 113V114H209ZM210 113V114H211ZM220 113V112H219ZM236 113H234V114H236ZM249 113V112H248ZM251 113V112H250ZM256 113H253V114H256ZM260 113V112H259ZM262 113H263V111H262ZM61 114H63V113H61ZM95 114V115H94ZM105 114V115H104ZM104 114H102V116H103V118H107V116H106V113H104ZM117 114V113H116ZM144 114V115H143ZM175 114H177V115H179L177 118L175 117ZM194 114H196V113H194ZM197 114V115H198ZM216 114H218V113H216ZM224 114V113H223ZM226 114V113H225ZM233 114V113H232ZM232 114H230V113H227V115L228 116H226V117H221V118H224V119H226L227 120V122L228 121H230V123L231 122H233V121H231V120H233L232 119ZM234 114H233V118H234ZM244 114H245V112H244ZM244 114H242V115H244ZM252 114V113H251ZM261 114V113H260ZM259 114V115H260ZM264 114V113H263ZM13 115V114H12ZM84 115V114H83ZM107 115L109 116L110 115V113H108L107 112ZM112 115V114H111ZM110 115V116H111ZM114 115H115V111H114ZM132 115L133 116H135V113L133 114L132 113ZM185 115H187V114H185ZM201 115V114H200ZM212 115V114H211ZM210 115V116H211ZM215 115V114H214ZM219 115V114H218ZM237 115V116H238ZM249 115V114H248ZM262 115V114H261ZM9 116V115H8ZM42 116H43V114L40 116L41 118H42ZM88 116V118L90 117L89 115H87ZM104 116H106V117H104ZM110 116H109V118H110ZM113 116V115H112ZM192 116H194L193 114H192ZM202 116V115H201ZM213 116V115H212ZM212 116H211V119H213L212 118ZM237 116H235V117H237ZM253 116H255V115H253ZM256 116H258V115H256ZM19 117V116H18ZM22 117V116H21ZM44 117V116H43ZM60 117V115L58 116V118ZM84 117V116H83ZM82 117V118H83ZM97 117V118H98ZM115 117L117 118L118 116H116L115 115ZM119 117H121V116H119ZM118 117V118H119ZM191 117V116H190ZM198 117H200V116H198ZM207 117V116H206ZM205 117V118H206ZM209 117V116H208ZM239 117H241V116H239ZM244 117V116H243ZM246 117H247V115H246ZM245 117V118H246ZM31 118H33V117H31ZM35 118V117H34ZM76 118H75V120H76ZM87 118V117H86ZM95 118V117H94ZM101 117H99V120H97L98 122L100 121V123H101V119H100ZM108 118V119H109ZM112 119L114 118V117H111ZM115 118V119H116ZM128 118V117H127ZM130 119H131V114H130V117H129ZM133 118H132V121H133ZM159 118H160V120H159ZM183 118V117H182ZM192 118H195V120H196V117L194 116V117H192ZM192 118H190V119H192ZM202 118H203V116H202ZM10 119H11V117H10ZM9 119V120H10ZM16 119V118H15ZM25 119V118H24ZM60 119V118H59ZM111 119V120H112ZM114 119V120H115ZM125 119H126V117H125ZM129 119V123H131L132 124V122H131V120ZM177 119V120H176ZM179 119H180V117H179ZM183 119H185V118H183ZM182 119V120H183ZM188 119H189V117H188ZM199 119V118H198ZM207 119H210V118H207ZM215 119H216V117H215ZM215 119H214V121H215ZM220 119V118H219ZM247 119H249L250 120V118H248L247 117ZM257 119V118H256ZM8 120V121H9ZM14 120V119H13ZM22 120V119H21ZM20 120V121H21ZM29 120V119H28ZM96 120V119H95ZM95 120L93 121V118H92V121L93 122H95ZM106 120V119H105ZM114 120H112L111 122H113ZM119 119H117L116 121H118ZM123 121H124V119H122ZM193 120V119H192ZM195 120H193V121H195ZM218 120V119H217ZM235 120V119H234ZM243 120V119H242ZM241 120V121H242ZM252 120H254V119H252ZM19 121V122H20ZM25 121H26V119H25ZM37 121V120H36ZM41 121H42V119H41ZM104 121V120H103ZM102 121V123L104 124V122ZM115 121V122H116ZM120 121V120H119ZM122 121V122H123ZM201 121V120H200ZM210 121V120H209ZM208 121V122H209ZM213 120H212V122H214ZM262 121H263V119H262ZM261 121V122H262ZM11 122V121H10ZM22 122V121H21ZM20 122V123H21ZM24 122V121H23ZM27 122V121H26ZM39 122V121H38ZM106 123H107V121H105ZM197 122V121H196ZM204 122H205V120H204ZM211 122V123H212ZM220 122H221V120H220ZM226 122V123H227ZM256 122H258L257 120L256 121H254V123H256ZM261 122H259V123H256V124H264V122L263 123H261ZM27 123H29V121L27 122ZM105 123V124H106ZM182 123V122H181ZM190 123H193V122H191V120H190ZM198 123V122H197ZM205 123H207V122H205ZM215 123V122H214ZM213 123V124H214ZM218 123H219V121H218ZM229 123V122H228ZM229 123V124H230ZM237 123V122H236ZM240 123V122H239ZM245 123V122H244ZM248 123V122H247ZM4 124H5V121H4ZM7 124V123H6ZM5 124V125H6ZM10 124V123H9ZM37 124V123H36ZM43 124V126L45 125L44 124V122L42 123ZM47 124V123H46ZM110 124V123H109ZM114 124V123H113ZM118 125L120 124V123H117ZM125 124L126 123H124V125H123V123H122V127L123 126H125ZM183 124V123H182ZM189 124V123H188ZM208 124V123H207ZM250 124V123H249ZM252 124V123H251ZM256 124H255V126H256ZM26 125V124H25ZM39 125V124H38ZM86 125H87V123H86ZM92 125H94V124H92ZM96 125L98 126V123L96 122ZM107 125H108V123L105 125L106 127H107ZM116 125V124H115ZM114 125V126H115ZM127 125V124H126ZM190 125V124H189ZM194 125H196V124H194ZM193 125V126H194ZM198 125H199V123H198ZM198 125H196V126H198ZM201 125H204L203 123H201L200 124V126ZM212 125V124H211ZM210 125V126H211ZM227 124H225V126H226ZM243 125H245V124H243ZM248 125V124H247ZM252 125H254V124H252ZM252 125H249V126H251V127H254V126H252ZM29 127H30V125H28ZM37 126V125H36ZM35 126V127H36ZM40 126H42L41 125V122H40ZM40 126H39V128H40ZM101 126H102V124H101ZM104 126V128H103V126H102V128H103V131H104V129H106V127ZM121 126V125H120ZM128 126H130L129 124H128ZM127 126V127H128ZM133 126V125H132ZM136 126H137V124H136ZM193 126H191V127H193ZM206 126V125H205ZM209 126V127H210ZM217 126V125H216ZM258 127H260L259 125H257ZM256 126V127H257ZM16 127H20V126H16ZM38 127V126H37ZM36 127V128H37ZM46 127V125L44 126V128ZM109 127H113L112 125L111 126H109ZM119 127V126H118ZM135 127V126H134ZM191 127H190V129H191ZM204 127V126H203ZM215 127V126H214ZM221 127V126H220ZM224 127V126H223ZM228 127V126H227ZM242 127V126H241ZM245 127V126H244ZM256 127H254V128H256ZM257 127V129H261V131H262V129L264 130V126L261 128H258ZM21 128V127H20ZM24 128V127H23ZM23 128H22V130H23ZM26 128H28V127H26ZM41 128H43V127H41ZM43 128V129H44ZM47 129H48V126L46 127ZM45 128V129H46ZM84 128H85V130H87L88 128L90 129V128H93V130H94V133H93V135L94 136H89V138L87 137L88 135H91L90 133V131L88 132L87 131V135L85 136V138L83 137L84 136V133L83 134H81L80 132H82V131H84ZM120 128V127H119ZM128 128H130V127H128ZM133 128V127H132ZM185 128V127H184ZM187 128V127H186ZM185 128V129H186ZM195 128V127H194ZM213 128V127H212ZM212 128H211V130H212ZM219 128V127H218ZM226 128V127H225ZM237 128V127H236ZM1 129V128H0ZM6 129H8V128H6ZM5 129V130H6ZM17 129V128H16ZM30 129V128H29ZM28 129V132L30 131ZM44 129V130H45ZM109 129V128H108ZM124 129V128H123ZM182 129V128H181ZM181 129H180V132H181ZM193 129V128H192ZM196 129V128H195ZM205 129V128H204ZM229 129V128H228ZM232 129V128H231ZM257 129H256V131H257ZM13 130V129H12ZM19 130V129H18ZM26 130V129H25ZM25 130H23L25 133L24 134H26L27 132L25 131ZM41 130V129H40ZM91 130V129H90ZM114 130L116 131V128L114 127ZM113 130V131H114ZM120 130H121V128H120ZM120 130H118V128H117V132H119ZM126 130H127V128H126ZM129 130H131V129H129ZM129 130L127 131V132H129ZM198 130V129H197ZM199 130H200V128H199ZM198 130V131H199ZM202 130H203V128H202ZM201 130V131H202ZM209 130H210V128H209ZM224 130H226L227 131V129H224ZM224 130H223V132H224ZM246 130V129H245ZM1 131V130H0ZM2 131H4V130H2ZM14 131H16V130H14ZM21 131V130H20ZM51 130H49L48 132H50ZM54 131V130H53ZM53 131H51V133L53 132ZM97 131H100V129L98 128V130ZM105 131H106V133H105ZM103 133L104 134H107V130H105ZM109 131V130H108ZM185 131V130H184ZM188 131H189V129H188ZM197 131V132H198ZM13 132V131H12ZM18 132V131H17ZM16 132V133H17ZM47 132V133H48ZM116 132V133H117ZM124 132H125V130H124ZM127 132H125V133H127ZM132 132V130L129 132V134ZM186 132V131H185ZM197 132H195V134L197 133ZM206 131H204V133H205ZM230 132V131H229ZM245 132V131H244ZM3 133V132H2ZM6 133V132H5ZM18 133H20V132H18ZM45 133V132H44ZM53 133V134H54ZM98 133H102V132H98ZM97 132H96V134H98ZM110 133H112V131H110ZM109 133V134H110ZM120 133V132H119ZM118 133V135H121L122 134V132H121V134H119ZM133 133V132H132ZM131 133V134H132ZM192 133H194V132H190V134H192ZM203 133V132H202ZM212 133V132H211ZM243 133V132H242ZM247 133V132H246ZM259 133H260V131H259ZM7 134H8V132H7ZM11 134V133H10ZM23 134V135H24ZM27 134H29V133H27ZM27 134H26V136H27ZM50 134V133H49ZM49 134H47V135H49ZM83 135L82 137H81V135ZM103 134V135H104ZM182 134H183V132H182ZM189 134V135H190ZM199 134V133H198ZM226 134V133H225ZM245 134V133H244ZM243 134V135H244ZM249 134V133H248ZM261 134H262V136H263V133L261 132ZM3 135V134H2ZM19 135V134H18ZM17 135V136H18ZM36 135V134H35ZM52 135V134H51ZM102 135V137H104V136H106V135H104L103 136ZM126 134H124L123 136H125ZM177 135V136H178ZM197 135V134H196ZM222 135H223V133H222ZM226 135H228V134H226ZM256 135H258V133L257 134H255V137L256 138H260L259 136L257 137ZM7 136V135H6ZM5 136V137H6ZM20 136V135H19ZM19 136H18V138H19ZM30 136V135H29ZM50 136V135H49ZM52 136H54V135H52ZM116 136V135H115ZM122 136V137H123ZM132 136V135H131ZM132 136V137H133ZM207 136V135H206ZM248 136V135H247ZM261 136V135H260ZM24 137V136H23ZM40 137V138H41ZM47 137V136H46ZM113 137V136H112ZM171 137H172V141H176V148L178 147V145L180 146V148H179V150H180V152H181V157H182V162L180 163H177L178 161H174L173 159H171L170 157H168L167 155V157L166 156H163V154H161V152L162 151H164L165 150V148H163V150L161 149L160 151L161 152H159L158 153V146H161V147H164V146H166V144L167 143H169V141L168 140H170L171 139ZM186 137V138H187ZM202 137V136H201ZM221 137V136H220ZM234 137V136H233ZM237 137V136H236ZM245 137V136H244ZM251 137V136H250ZM249 137V138H250ZM3 137H1V139H2ZM15 138V137H14ZM49 138V137H48ZM53 138V137H52ZM87 138V139H86ZM174 138V139H173ZM183 138H184V136H183ZM225 138V137H224ZM223 138V139H224ZM226 138H228L227 136H226ZM246 138V137H245ZM255 138V139H256ZM262 138V137H261ZM260 138V140L258 141L257 139V141L259 142V145H257V147H256V149H254V152L252 151V147H253V145H251L250 144V148L248 149V147L246 146V147H244V145H243V147L244 148H247L249 151L251 150L253 153H251V152H248V150L246 149V150H244L243 151V149L240 151L239 150V147H237V149L239 150H237L236 152H234L235 150H236V148L234 147L233 148V152L235 153L234 155H232L233 154V152L232 153H229V154H231V155H228V156H230V157H228L227 155H224V157H226L224 160V162H222V161H220L219 163H221L222 162V164L220 165V164H218V166L216 165V164H214L215 166L213 167L212 165V169L210 170V171H212V174H210V176H211V178H209L210 180L211 179H213V181L215 180V181H217V182H215L216 184H214L215 185V187H213L212 189H210L209 191H207V193H206V197H207V194H208V197H209V199H210V197H216V195L217 194H219V193H222V194H224L223 195V197L224 196H226L225 194H228V193H230V192H232V191H234V192H237L240 188H241V185L242 184H239V182H238V178H237V181H234V183H233V185H231L230 186V184H232V183H229V184H226L225 182L224 183H222V181L225 179L224 178V176H223V174L227 171V170H231L232 168V170H234L235 168H236V163L237 162H241L242 164H243V166H244V163H245V165L247 166V164L249 165L251 162H258V161H256V159L258 160V158H256V155L255 156H253L255 153H260V156L263 158V161H264V137L261 139ZM23 139V138H22ZM22 139H21V141H22ZM28 140L30 139V138H27ZM50 140H51V137L49 138ZM117 139V138H116ZM185 139V138H184ZM183 139V140H184ZM187 139V140H188ZM238 139V138H237ZM240 139V138H239ZM26 140V139H25ZM40 140V141H39ZM119 140V139H118ZM186 140V139H185ZM195 140V141H194ZM199 140H200V138H199ZM204 140V139H203ZM207 140V139H206ZM209 140V139H208ZM216 140V139H215ZM248 141H250V139H247ZM0 141H2L3 142V139L2 140H0ZM19 141H20V139H19ZM37 141V140H36ZM49 141V140H48ZM52 141V140H51ZM51 141H49V142H51ZM109 141V140H108ZM113 141V140H112ZM116 141L117 140H115V143H116ZM202 141V140H201ZM220 141V140H219ZM235 141H237V140H235ZM114 142V141H113ZM121 142V141H120ZM203 143H204V141H202ZM207 142V141H206ZM208 142H210V141H208ZM239 142V141H238ZM245 142V141H244ZM51 144V145H48V144ZM173 143H175V142H173ZM184 143H186L185 145L186 146H189L188 148H186V147H183L181 144H183L184 145ZM198 143H199V141H198ZM211 143V142H210ZM226 143H228V142H226ZM247 144L246 145H248L249 146V143L248 142H246ZM255 143H257L256 141H255ZM2 144V143H1ZM5 144V143H4ZM24 144V143H23ZM28 144V145H29ZM104 144V145H103ZM121 144V143H120ZM163 144H165V145H163ZM170 144H172V142L170 141V143H169V145ZM234 144V143H233ZM237 144V143H236ZM254 144V143H253ZM8 145V144H7ZM108 145H109V143H108ZM117 145H119L118 143H117ZM116 145V146H117ZM122 145V144H121ZM163 145V146H162ZM169 145L167 146V147H169ZM173 145V144H172ZM208 145V143L206 144V146ZM240 145V144H239ZM242 145V144H241ZM21 146V145H20ZM24 146H26V144L24 145ZM52 146V147H51ZM104 146V149H105V153H106V151H108L109 153H107L106 155L104 154V149H102V147ZM120 146V145H119ZM175 146H174V148H175ZM202 146V145H201ZM205 146V145H204ZM223 146H224V144H223ZM233 146H237V145H233ZM170 147H171V145H170ZM173 147V146H172ZM171 147V148H172ZM196 147V146H195ZM200 147V146H199ZM203 147V146H202ZM209 147V146H208ZM220 147V146H219ZM122 148V146L120 147V149ZM204 148V150H205V147H203ZM207 148V147H206ZM212 148V147H211ZM221 148V147H220ZM98 149H100V150H98ZM123 149V148H122ZM121 149V150H122ZM129 149V148H128ZM170 148H168L167 150H169ZM196 149V148H195ZM199 149V148H198ZM222 149V148H221ZM225 149V148H224ZM229 149H232V147H230ZM235 149V150H234ZM17 150V149H16ZM102 150V151H101ZM118 150H119V148H118ZM177 150V149H176ZM178 150V151H179ZM213 150V149H212ZM220 150V149H219ZM3 151V150H2ZM74 151V150H73ZM100 151H101V153H103V154H101L100 153ZM113 151V150H112ZM123 151H126V148H125V150H123ZM203 151V150H202ZM206 151V150H205ZM204 151V152H205ZM232 151V150H231ZM77 152H79L78 150H77ZM115 152V151H114ZM114 152L113 153H111V154H114ZM116 152H117V149H116ZM158 154H157V153ZM170 152V151H169ZM168 152V153H169ZM203 152V153H204ZM214 152V151H213ZM218 152V151H217ZM237 152H240V153H238L237 154ZM243 152H244V155H243ZM21 153V154H22ZM120 153V152H119ZM118 153V154H119ZM124 153H126V152H124ZM128 153V152H127ZM130 153V152H129ZM132 153V152H131ZM210 153V152H209ZM208 153V154H209ZM212 153V152H211ZM221 153V152H220ZM223 153H225V152H223ZM223 153H222V155H223ZM250 153V154H249ZM0 154H1V152H0ZM20 154V155H21ZM85 154V153H84ZM116 154V153H115ZM117 154V156H119ZM121 154H122V151H121ZM157 154V155H156ZM215 154V153H214ZM226 154H228V153H226ZM19 155V156H20ZM25 155V156H26ZM83 155V154H82ZM123 155V154H122ZM130 154H128V155H126L125 154V156H129ZM156 155V156H155ZM168 155H170V154H168ZM171 155H173V153H171ZM178 155V154H177ZM211 155V154H210ZM217 156L219 155V154H216ZM221 155V154H220ZM74 156V155H73ZM72 156V157H73ZM78 156V155H77ZM131 156H132V158H135V156L134 155H130V159H131ZM213 156V155H212ZM212 156H210V157H212ZM18 157V156H17ZM22 157V156H21ZM20 157V158H21ZM76 156H74V158H75ZM122 157V156H121ZM124 157V156H123ZM137 157H136V159H137ZM202 157V156H201ZM214 157V156H213ZM216 157V156H215ZM221 157V156H220ZM1 158V157H0ZM19 158V157H18ZM22 158H24V157H22ZM26 158V157H25ZM25 158L23 159L24 161H26L27 160V158H26V160H25ZM48 158V157H47ZM76 158H80V157H76ZM83 158V157H82ZM113 158V155H112V157H111V159ZM125 158V157H124ZM172 158H173V156H172ZM209 158V157H208ZM207 158V159H208ZM28 159V160H29ZM110 158H109V160H111ZM116 159V158H115ZM114 159V160H115ZM119 159V158H118ZM118 159H116V161L118 160ZM121 159V158H120ZM123 159V158H122ZM136 159L134 160V161H136ZM178 159V158H177ZM176 159V160H177ZM199 159V158H198ZM201 159V158H200ZM206 159V160H207ZM215 159H217V158H215ZM245 160V162L243 163L242 162V160ZM4 160V159H3ZM17 160V159H16ZM22 160V159H21ZM27 160V161H28ZM33 160H34V158H33ZM48 160H50V159H48ZM80 160V159H79ZM79 160H78V162H79ZM113 160V159H112ZM181 160V159H180ZM191 160H192V162H191ZM212 160V159H211ZM219 160H220V158H219ZM260 161H261V159H259ZM27 161L25 162V164H27ZM31 161V160H30ZM38 161V160H37ZM36 160H35V162H37ZM82 161H80V163L82 162ZM128 160H126V162H127ZM203 161H205V160H203ZM213 161H214V159H213ZM216 161V160H215ZM214 161V162H215ZM4 162V161H3ZM33 163H34V161H32ZM132 162H133V159H132ZM137 162V161H136ZM212 162V161H211ZM0 163H2L1 161H0ZM28 163H29V161H28ZM32 163V164H33ZM45 163V164H44ZM79 163V165H81ZM106 163H108V164H110V162L108 161V162H106ZM124 163V162H123ZM123 163H122V165H123ZM128 163V162H127ZM130 164H131V160H130V162H129ZM134 163V162H133ZM138 163V162H137ZM142 163V162H141ZM196 163H198V162H196ZM207 163V162H206ZM213 163V162H212ZM218 163V162H217ZM260 163V162H259ZM258 163V164H259ZM32 164H30L29 163V165H32ZM83 164V163H82ZM111 164H113V162L111 163ZM115 164V163H114ZM119 164V163H118ZM118 164H116V165H118ZM121 164V163H120ZM129 164V165H130ZM136 164V163H135ZM147 164V163H146ZM211 164V163H210ZM209 164V165H210ZM238 164V163H237ZM240 164V163H239ZM239 164L237 165V166H239ZM253 164V163H252ZM252 164L250 165L251 167H252ZM262 164V163H261ZM20 165V164H19ZM28 165V164H27ZM27 165H24L25 167L27 166ZM35 165H36V163H35ZM44 165V166H43ZM105 165V164H104ZM134 165V164H133ZM133 165H131V166H133ZM144 165V164H143ZM207 165H208V163H207ZM232 165H233V167H232ZM256 165V164H255ZM75 167H77L78 169L79 168H81V167H78V164H77V166L76 165H74ZM82 167H83V165H81ZM119 166V165H118ZM124 166H126V164L124 165ZM148 166V165H147ZM197 165H195V167H196ZM241 166V165H240ZM239 166V167H240ZM259 166V165H258ZM17 167V166H16ZM33 167V166H32ZM116 167V166H115ZM115 167H113V168H115ZM120 167L121 166H119V168L117 169V167H116V170L118 171V170H120ZM194 167V168H195ZM198 167H199V165H198ZM197 167V168H198ZM210 167V166H209ZM235 167V168H234ZM239 167H237V168H239ZM248 167V166H247ZM251 167H248V169L250 170H252V168ZM256 167V166H255ZM3 168V167H2ZM1 168V169H2ZM5 168V167H4ZM20 168V167H19ZM27 169H26V171H28L29 169H28V167H26ZM72 168V169H71ZM122 168V167H121ZM141 168V169H142ZM204 168V167H203ZM242 168V167H241ZM246 168V167H245ZM253 168H254V164H253ZM259 168V167H258ZM257 168V169H258ZM25 169V168H24ZM38 168L36 169L37 171L39 170ZM81 169H83V168H81ZM90 169V170H89ZM106 169H107V167H106ZM111 169H112V166H111ZM126 169V168H125ZM139 169V168H138ZM196 169V168H195ZM207 169H209V168H207ZM242 169H244V168H242ZM241 169V170H242ZM263 169V168H262ZM262 169H260V170H262ZM6 170V169H5ZM23 170V169H22ZM30 170H33V171H36L35 169H30ZM29 170V171H30ZM197 170H199V169H197ZM231 170V171H232ZM236 170V169H235ZM234 170V171H235ZM238 170H240V169H238ZM244 170H246L247 171V168L246 169H244ZM244 170H242V171H244ZM264 170V169H263ZM3 171V170H2ZM17 171V170H16ZM33 171H32V173H33ZM73 171H74V169H73ZM77 171V170H76ZM95 171H101L102 173V175H101V177L99 178V177H95ZM106 171V170H105ZM202 171V170H201ZM242 171H241V174H242ZM253 171H254V169H253ZM257 171V170H256ZM22 172V171H21ZM72 172V171H71ZM75 172V171H74ZM77 172V173H78ZM137 172V173H136ZM198 172H200V170L198 171ZM240 171H238V173H239ZM245 172V171H244ZM1 173V172H0ZM25 173H27V172H25ZM31 173V172H30ZM114 173H116V171L114 172ZM113 173V174H114ZM203 173V172H202ZM205 173V172H204ZM230 173V172H229ZM232 173V172H231ZM230 173V174H231ZM249 173V172H248ZM247 173V174H248ZM254 173V172H253ZM23 174V176H24V173H22ZM33 174V175H34ZM73 174H76V173H73ZM118 174V173H117ZM116 174V175H117ZM201 174V173H200ZM246 174V175H247ZM6 175V174H5ZM12 175V174H11ZM72 175V174H71ZM103 175H105V177L103 176ZM115 175V174H114ZM203 175V174H202ZM206 175V174H205ZM204 175V176H205ZM232 175V174H231ZM233 175L235 176V177H238L237 176V172L235 171V173H233ZM255 175H257V174H254V176ZM261 175H263L262 174V171H261ZM261 175H259V177L261 176ZM21 176V175H20ZM28 176H30L31 177V175H27L26 177H28ZM74 176H76V175H74ZM110 176H111V174H110ZM232 177V181L231 182H233V178H234V180H236L235 179V177ZM241 176V175H240ZM242 176H243V174H242ZM244 176H245V174H244ZM250 176V175H249ZM253 176V177H254ZM8 177H9V175H8ZM25 177V176H24ZM24 177H22V179L24 178ZM35 177V178H36ZM37 177V178H38ZM70 177V176H69ZM77 177V176H76ZM75 177V178H76ZM228 177V176H227ZM257 177V176H256ZM256 177H255V179H256ZM264 177V175L262 176V178ZM11 178V177H10ZM14 178V177H13ZM29 178V177H28ZM38 178V179H39ZM80 178V179H81ZM224 178V179H223ZM243 178V177H242ZM261 178V177H260ZM19 180L21 179V177L20 178H18ZM30 179V178H29ZM41 179H42V177H41ZM49 179V178H48ZM78 179H79V177H78ZM81 179V180H82ZM114 179V180H113ZM207 180H208V176H207V178H206ZM244 179V178H243ZM247 179V178H246ZM23 180H26V179H23ZM23 180H21V183L22 182H24ZM37 180V179H36ZM50 180V179H49ZM53 180V179H52ZM67 180H68V183H69V179L67 178ZM71 180H73L72 179V176H71ZM71 180H70V182H71ZM75 180H77V179H75ZM83 180V181H84ZM241 180V179H240ZM239 180V181H240ZM251 180V179H250ZM249 180V181H250ZM258 180H259V178H258ZM262 180V179H261ZM1 181V180H0ZM16 181V180H15ZM14 181V182H15ZM18 181V180H17ZM28 181H30V180H28ZM32 181H33V179L29 182V183H32ZM35 181V180H34ZM51 181V180H50ZM49 181V182H50ZM65 181V180H64ZM79 181V180H78ZM84 181V182H85ZM102 181L103 182V184H99L100 182ZM225 181V180H224ZM242 181V180H241ZM247 181H248V179H247ZM249 181H248V183H246L247 185H243L244 186V188H247L246 186H248V184H249ZM2 182V181H1ZM8 182V181H7ZM27 182V181H26ZM39 182V181H38ZM48 182V181H47ZM48 182V183H49ZM55 182H57V181H55ZM81 184H82V181H79ZM229 182H230V180H229ZM244 182V181H243ZM242 182V183H243ZM261 182H263V181H261ZM5 183V182H4ZM12 183V182H11ZM25 183V182H24ZM23 183V184H24ZM29 183H28V185H29ZM245 183V182H244ZM252 183H254V182H251V184L250 185H252ZM259 183V182H258ZM19 184H20V182H19ZM43 184V183H42ZM77 184V187L78 186H80L79 185V183L77 182L76 183ZM256 183H254V185H255ZM260 184V183H259ZM263 184V183H262ZM262 184H260L259 185V187L260 186H262L261 188H262V190L259 192L258 191V193H257V197L256 198H254V200H255V202H249V199H247V196L246 195H244L243 197H244V199L246 198V200L249 202V203H251L252 205H253V207H260V208H262L263 209V207L262 206H264V185H262ZM1 186H2V184H0ZM7 185V184H6ZM34 185V184H33ZM53 185V184H52ZM57 184H55V186H56ZM62 185V184H61ZM103 185H105V187L103 188ZM204 185H205V183H204ZM204 185H202V186H204ZM3 186L5 187V185L3 184ZM9 186H13V184L12 185H9ZM9 186H6L5 188L7 189V187H9ZM15 186V185H14ZM23 186V185H22ZM21 186V187H22ZM25 186H26V184H25ZM88 186V185H87ZM86 186V187H87ZM201 186V187H202ZM206 187H207V184L205 185ZM243 186H242V188L240 189L241 191H242V189H243ZM258 185L256 184V187H257ZM17 187H19V186H17ZM19 188L20 190H22V188L24 187H22V188ZM31 187H32V185H31ZM30 187V188H31ZM34 187V186H33ZM63 187V186H62ZM76 187V188H77ZM81 187V186H80ZM84 187V186H83ZM88 187V188H89ZM252 187H255V186H253L252 185ZM258 187V188H259ZM2 187H0V189H1ZM14 188H16V187H14ZM28 188V187H27ZM49 188H51V187H49ZM85 188V187H84ZM94 188V187H93ZM249 188H251V187H248V189L247 190H250ZM260 188V189H261ZM12 189H13V187H12ZM19 189H17V190H19ZM24 189H26L25 187H24ZM55 189V188H54ZM59 189H60V186H59ZM62 189V188H61ZM66 189V188H65ZM95 189V188H94ZM123 189H125V192L126 191H130V192H133V194H131V195H129L128 196V193H126L125 194V192L124 191H122ZM253 190H254V188H252ZM2 190H4V189H2ZM29 191V189H26V191ZM45 190H48V189H46L45 188ZM68 190V189H67ZM71 190V189H70ZM91 190V189H90ZM90 190H89V192H90ZM255 190H257V189H255ZM254 190V191H255ZM1 191V190H0ZM7 191V190H6ZM8 191H11V189L9 188V190ZM57 191V190H56ZM77 191V189L75 190V192ZM78 191H80V189L78 188ZM81 191H83V190H81ZM81 191L79 192V195H81L80 193H81ZM246 190H244L243 192H245ZM12 192H13V190H12ZM19 192V191H18ZM22 192V191H21ZM33 191H31L30 193H32ZM58 192V191H57ZM68 192V191H67ZM70 192V191H69ZM69 192H68V194H69ZM89 192H87L86 191V193H88V194H91V192H92V190H91V192L89 193ZM94 192V191H93ZM124 192V193H123ZM203 192V193H204ZM247 192V191H246ZM245 192V193H246ZM249 192V191H248ZM251 192V191H250ZM249 192V193H250ZM253 192V191H252ZM14 193V195H15V193H17V192H13ZM24 193H25V190H24ZM24 193H22V195H19L18 193V195H16V196H14V195H12V196H14V197H12V196H10V198L12 199V198H14V201L16 202V205L14 204L12 207H10V208H8V211H6L7 213H4L3 211L4 210H2L1 211V209L4 207L3 205H6V204H3V203H1V201L3 200H0V224H2L1 225V227H0V231L1 232H7L6 231V229H7V227L9 226H11V225H15L16 226V228H17V231H19V233H20V231L23 233V231L24 230H27V232H29L28 230H30L31 228L32 229H35V228H40V227H44L45 228V226L46 227H48L49 225H51V224H53V221H54V219H55V214H53L52 212H51V210H50V212L49 213H45V212H43V213H45L44 214V216L43 217H41L42 215V213H40L39 214V212L37 213V211L36 212H34L35 210H34V208H33V210L34 211H31V207H32V205H38L39 204V202H37L36 201V198H32L31 196V198H29L28 196H29V193H28V196H25L24 195ZM36 193V192H35ZM59 193V192H58ZM85 193V192H84ZM94 193H96V192H94ZM202 193V194H203ZM240 193H242V192H240ZM11 195L12 193H8V195ZM37 194V193H36ZM40 194V193H39ZM48 194V193H47ZM53 194V193H52ZM51 194V195H52ZM63 194V193H62ZM72 194H73V192H72ZM77 194V193H76ZM83 194V193H82ZM96 194H98V193H96ZM221 194V195H222ZM237 193H235V195H236ZM243 194V193H242ZM247 195H248V193H246ZM252 194H255V193H252ZM1 195V194H0ZM3 195V194H2ZM4 195H6V194H4ZM3 195V196H4ZM7 195V196H8ZM27 195V194H26ZM34 195V194H33ZM32 195V196H33ZM49 195V194H48ZM61 195V194H60ZM70 195V194H69ZM78 194L77 195H75V197L77 196H79ZM86 195V194H85ZM84 195V196H85ZM92 195V194H91ZM91 195L89 196L88 195V197H91ZM203 195H205V194H203ZM230 195H231V193H230ZM230 195H229V197H230ZM232 195H234V193L232 194ZM7 196H5V197H7ZM35 196V195H34ZM37 196H39V198H40V195H37ZM45 196V195H44ZM54 196V195H53ZM52 196V197H53ZM219 196V195H218ZM239 196V195H238ZM246 196V197H245ZM253 196V195H252ZM251 196V197H252ZM47 197V196H46ZM46 197L45 198H43V199H41L43 202L42 203H44V199H46ZM50 197V199L52 198L51 196H49ZM58 197V196H57ZM56 197V198H57ZM60 197V196H59ZM66 197V196H65ZM72 197V196H71ZM83 197V196H82ZM101 196H100V198H102ZM260 197H261V199H260ZM3 198V197H2ZM9 198V199H10ZM38 198V197H37ZM48 198V197H47ZM86 198V197H85ZM205 198V197H204ZM203 198V199H204ZM225 198V197H224ZM223 198V199H224ZM226 198H228L227 196H226ZM1 199V198H0ZM6 199V198H5ZM4 199V200H5ZM64 199V198H63ZM66 199H68V197L66 198ZM72 199V198H71ZM86 199H88V198H86ZM132 199H134V198H132ZM215 199V198H214ZM217 199V198H216ZM222 199V198H221ZM235 199H237V198H235ZM250 199H252V198H250ZM13 200V199H12ZM12 200H10V202L12 201ZM38 200V199H37ZM40 200V199H39ZM47 201H49V199H46ZM53 201H54V199H52ZM58 200V199H57ZM101 200V199H100ZM207 200V199H206ZM233 200V199H232ZM253 200V199H252ZM5 201H7V200H5ZM5 201H3V202H5ZM52 201V202H53ZM69 201V200H68ZM132 201H134V200H132ZM131 200H129V202L131 203V205H132V202ZM203 201V200H202ZM208 202H209V200H207ZM210 201H211V199H210ZM212 201H213V198H212ZM211 201V202H212ZM222 201V200H221ZM225 201V200H224ZM251 201V200H250ZM8 202V201H7ZM7 202H5V203H7ZM41 202V201H40ZM46 202V201H45ZM51 202V203H52ZM55 202V201H54ZM57 202V201H56ZM82 202H85V201H82ZM87 202H89V204H91L90 202H91V198H90V201H87ZM168 202V203H167ZM210 202V203H211ZM233 202V201H232ZM238 202V201H237ZM12 203H13V201L10 203L11 205H12ZM49 203V202H48ZM59 202H57V204H58ZM61 203V202H60ZM63 203H64V201H63ZM68 203V202H67ZM70 203V202H69ZM68 203V204H69ZM74 204V202H71V204ZM76 203L77 202H75V206H76ZM135 203V204H136ZM203 203V202H202ZM213 203V202H212ZM227 203V202H226ZM226 203H225V205H226ZM234 203V202H233ZM8 204L9 203H7V207H8ZM47 204V203H46ZM80 204V203H79ZM79 204H77V205H79ZM84 204V203H83ZM87 204V203H86ZM85 204V206H87ZM114 204V205H113ZM165 204V205H166ZM242 204V203H241ZM53 205V204H52ZM52 205H50L51 207H52ZM62 205H64V204H62ZM91 205H95V204H91ZM90 205V206H91ZM95 205V206H96ZM164 205V206H165ZM196 205H198V204H196ZM204 205V204H203ZM202 205V206H203ZM227 205H228V203H227ZM249 205V204H248ZM248 205H247V207H248ZM5 206V207H6ZM46 206V205H45ZM49 206V205H48ZM57 206V205H56ZM55 206V207H56ZM66 206V205H65ZM68 206H71V205H68ZM73 206V205H72ZM71 206V207H72ZM75 206H73L74 207V209H75V211L78 209H76V207ZM81 205H79L78 207H80ZM83 206V205H82ZM84 206V207H85ZM105 206V207H104ZM168 206H171L170 208H172V205H168ZM177 206V205H176ZM177 206V208L179 209V207ZM195 206V205H194ZM239 206V205H238ZM4 207V208H5ZM6 207V208H7ZM34 207V206H33ZM44 207V206H43ZM57 207H59V206H57ZM56 207V210L57 209H59V208H57ZM62 207V206H61ZM64 207V206H63ZM71 207H65V208H70L71 210H72V208ZM84 207H83V210H84ZM88 207V209H89V206H87ZM92 207H94V206H92ZM128 207H131L130 206V204L128 205ZM127 207V208H128ZM161 207H163V206H161ZM160 207V208H161ZM196 207V206H195ZM195 207H194V209H195ZM199 207H200V205H199ZM204 207V206H203ZM211 207H212V205H211ZM237 207V206H236ZM250 207H252L251 205H249V207L248 208H250ZM5 208V209H6ZM36 208H37V206H36ZM35 208V209H36ZM38 208H41L42 209V205L39 207L38 206ZM38 208L36 209V210H38ZM45 208H47V207H45ZM52 208H54V207H52ZM86 208V207H85ZM124 208V207H123ZM126 208V207H125ZM133 208H134V206H133ZM164 208H166V207H164ZM176 208V209H177ZM182 208V207H181ZM180 208V209H181ZM191 209H192V207H190ZM206 209H207V207H205ZM228 208V207H227ZM232 208V207H231ZM257 208V209H258ZM260 208H259V211H257L256 209V212L258 213H263V211L264 210H262L261 209V211H260ZM44 209V208H43ZM49 209V208H48ZM62 209V208H61ZM80 209V208H79ZM79 209H78V211H79ZM91 210H93L92 208H90ZM135 209V208H134ZM133 209V210H134ZM137 209H135V210H137ZM157 210V212H156V210ZM159 209V208H158ZM174 209V208H173ZM185 209V210H184ZM193 209V210H194ZM213 209V208H212ZM216 209V208H215ZM220 209V208H219ZM225 209V208H224ZM245 209H246V207H245ZM252 209H254V208H251V209H249V210H252ZM7 210V209H6ZM55 210V209H54ZM60 210V209H59ZM63 210H65L64 208H63ZM71 210H69V211H71ZM80 210H82V209H80ZM86 211H87V209H85ZM95 210V209H94ZM131 210H132V208H131ZM160 210V209H159ZM165 210V209H164ZM182 210V209H181ZM193 210H192V212H193ZM200 210V209H199ZM247 210V209H246ZM255 210H253L254 211V213H252L253 211H251V213H249L251 216H253V215H256V217H257V214H255L256 212H255ZM46 211H49V210H46ZM58 211V210H57ZM78 211H76V212H78ZM90 211V210H89ZM121 212L122 214L123 213H125V212ZM161 212L163 211L162 209L160 210ZM169 211V210H168ZM195 211V210H194ZM197 211V210H196ZM207 211H209V210H207ZM215 211V210H214ZM218 211H220V210H218ZM237 211V210H236ZM243 211V210H242ZM54 212V211H53ZM67 212V211H66ZM76 212H70V214H72V213H76ZM80 212V211H79ZM78 212V213H79ZM93 212H95V211H92V213ZM160 212V213H161ZM164 212V211H163ZM171 212H172V210H171ZM173 212H176V211H173ZM179 212V210L176 212V213H178ZM211 212V211H210ZM222 212V211H221ZM244 212H245V210H244ZM243 212V213H244ZM1 213H2V215L3 214H6V215H4V216H2L1 215ZM64 213V212H63ZM68 213V212H67ZM66 213V214H67ZM77 213V214H78ZM121 213H119V215L121 214ZM170 213V212H169ZM213 213V212H212ZM211 213V214H212ZM224 213V212H223ZM222 213V214H223ZM227 213V212H226ZM241 213V212H240ZM243 213H242V215H243ZM248 213V212H247ZM60 214H62V212L60 213ZM59 214V215H60ZM69 214V213H68ZM94 214H97V213H94ZM99 214H97V215H99ZM108 214V215H107ZM152 214V213H151ZM202 214V213H201ZM200 214V215H201ZM220 214V213H219ZM236 214V213H235ZM238 214V213H237ZM236 214V215H237ZM246 214V213H245ZM260 214H258V216L260 215ZM59 215H57V216H59ZM73 215V214H72ZM74 215H76V214H74ZM74 215L73 216H71V217H74ZM117 215V216H116ZM153 215V214H152ZM157 215V214H156ZM155 215V216H156ZM164 215V214H163ZM172 215H174V213H172ZM172 215H170L169 217H171ZM176 215V214H175ZM178 214H177V216H179ZM195 216L197 215V214H194ZM203 215V214H202ZM208 215V214H207ZM226 215V214H225ZM249 215V216H250ZM262 215V214H261ZM5 216H7V217H5ZM61 216V215H60ZM100 216V215H99ZM99 216L97 217V218H99ZM105 216V217H106ZM113 216H114V214H113ZM148 216H150V215H148ZM186 216V217H187ZM216 216V215H215ZM217 216H219V215H217ZM224 216V215H223ZM227 216V215H226ZM263 216V215H262ZM54 217V218H53ZM110 217H112V215L110 216ZM119 217V216H118ZM165 217H166V215H165ZM164 217V218H165ZM176 217V216H175ZM185 217V216H184ZM200 217V216H199ZM204 217V216H203ZM225 217V216H224ZM229 217H230V215H229ZM237 217V216H236ZM261 217V216H260ZM264 217V216H263ZM43 218V219H42ZM63 218H65V219H63ZM103 218V217H102ZM113 218V217H112ZM146 220H145V219ZM148 218V219H147ZM172 218V217H171ZM194 218V217H193ZM202 218V217H201ZM200 218V219H201ZM213 218V217H212ZM217 218V217H216ZM3 219H6L9 223H10V225L8 224V226L7 227H5L4 226V223H5V221L3 220ZM56 219H57V217H56ZM56 219H55V221H56ZM73 219V218H72ZM76 219V218H75ZM82 219H84V218H82ZM109 219V218H108ZM161 219H163V218H161ZM178 219H180V218H178ZM182 219H183V217H182ZM186 219V218H185ZM205 219H206V217H205ZM218 219V218H217ZM232 219V218H231ZM236 219H238V218H236ZM252 219H253V217H252ZM256 219H258V218H256ZM263 219V218H262ZM67 220V219H66ZM59 221V220H58ZM75 221V220H74ZM74 221H72V222H70V223H74ZM80 221H81V219H80ZM170 221H172L173 222V220H170ZM176 221V222H177ZM57 222V221H56ZM159 222H160V220H159ZM234 222V223H233ZM243 222H241V224L243 223ZM55 223V222H54ZM175 223V222H174ZM173 223V224H174ZM164 224V225H165ZM6 225V224H5ZM73 225V224H72ZM75 225V224H74ZM161 225H163V224H161ZM66 226V227H65ZM166 226H167V224H166ZM59 227H60V231H58V229H59ZM70 227H73V229L72 230H70ZM85 227H87V226H85ZM162 227H164V228H162ZM238 227H240V228H238ZM12 228H14L13 226H12ZM50 228H52V227H50ZM50 228H48L49 230H50ZM67 228V229H66ZM69 228V229H68ZM247 228V229H246ZM10 230V229H9ZM12 230V229H11ZM10 230V231H11ZM12 231H14L15 232V230H12ZM59 233H58V232ZM9 232V231H8ZM37 232V231H36ZM36 232H33V233H35L36 234ZM47 232V231H46ZM95 232H97V233H95ZM24 233H25V231H24ZM30 234L32 233V232H29ZM29 233H26L27 235H26V237H37V236H32V235H30ZM41 233V232H40ZM51 233V232H50ZM49 233V234H50ZM93 233H95V235H93ZM1 234H3V233H1ZM4 234H6V233H4ZM3 234V235H4ZM10 234H12V233H10ZM9 235V234H8ZM7 235V236H8ZM29 235V236H28ZM36 235H38V234H36ZM40 235V234H39ZM43 235V234H42ZM41 235V236H42ZM2 236V235H1ZM15 235H13V237H14ZM16 236H17V234H16ZM15 236V237H16ZM19 236H21V237H25V234L22 236L21 234H19ZM40 236V237H41ZM44 236H46L45 234H44ZM47 236H48V233H47ZM48 236V237H49ZM4 237H5V235H4ZM4 237H2L3 239H4ZM10 237V236H9ZM8 237V238H9ZM39 237V236H38ZM1 238V237H0ZM8 238H5L4 240H6L7 239V241H6V244L5 245H1L0 246V257H2L3 255H5L6 254V256H3V258L5 257H8V259H9V261H10V258L12 257V256H7V254L9 255V251L10 252H12L15 248H14V246L17 244V243H19V242H17L16 244L14 243V241L16 240L15 238H14V240L13 241H9V239ZM30 238V239H31ZM47 238V237H46ZM2 239V240H3ZM12 239V238H11ZM22 239V238H21ZM23 239H25V238H23ZM28 239V238H27ZM30 239H28V240H30ZM40 239V241L42 240L41 238H39ZM36 240H37V238H36ZM0 241H1V239H0ZM9 241V242H8ZM39 241V240H38ZM43 241V240H42ZM5 242V241H4ZM7 242H8V244H7ZM16 242V241H15ZM21 242H23V240L21 241ZM20 242V243H21ZM28 242V241H27ZM32 242V241H31ZM35 242V241H34ZM250 242H252V243H250ZM3 242H1V244H2ZM37 243H39V242H37ZM42 243H45V242H42ZM41 243V247H43L42 244ZM247 243L248 244H250V245H248L249 246V248L251 247V248H253L254 250V254H252L253 255V257H250V254L248 253V256L246 255H244L245 254V250L247 251V248L245 247L246 245H247ZM22 244V243H21ZM25 244H26V241H25ZM40 244V243H39ZM46 244V243H45ZM48 244V243H47ZM242 244L243 245H245V246H242ZM24 245V244H23ZM22 245V246H23ZM28 245V244H27ZM37 245V244H36ZM52 245V244H51ZM20 246V245H19ZM20 247V248H22V249H24V247H25V245H24V247ZM29 246V245H28ZM39 245H38V247H40ZM26 248V247H25ZM29 248H31V247H29ZM34 248V247H33ZM248 248V249H249ZM27 249V248H26ZM44 249H45V247H44ZM48 249V248H47ZM20 250V249H19ZM29 250L30 249H27V251L29 252ZM250 250H252V249H250ZM250 250H249V252H250ZM15 251V250H14ZM18 250L16 249V253H19V252H22L21 250L20 251H18ZM26 251V252H27ZM8 252V253H7ZM14 252V253H15ZM25 252V249H24V252H22V253H26ZM248 252V251H247ZM13 252H12V254H14ZM15 253V254H16ZM32 253H33V250H32ZM35 253V254H36ZM11 254V253H10ZM35 254H34V256H35ZM19 255V254H18ZM17 255V256H18ZM31 255V254H30ZM15 256V255H14ZM16 256V257H17ZM20 256H23V255H19V258H20ZM25 256H26V254H25ZM32 256V255H31ZM24 257V256H23ZM3 258H1V259H3ZM4 258V259H5ZM14 258V257H13ZM13 258H11V260L13 259ZM30 258V257H29ZM35 258V257H34ZM16 258H14L13 260H15ZM22 259V258H21ZM20 259V260H21ZM7 260V259H6ZM4 261V262H8V261ZM12 260V262L14 263V261ZM20 260H18V257H17V261H20ZM24 260H26V259H24ZM23 260V261H24ZM27 260H28V262L27 261H25V263L26 264H31L30 263V259H28L27 258ZM33 260V259H32ZM37 260V261H36ZM3 262V263H4ZM11 261L9 262L10 264L12 263ZM21 262V261H20ZM12 263V264H13ZM24 263V264H25ZM0 264H1V262H0ZM18 264V263H17ZM21 264V263H20Z\"/></svg>","mask_w":264,"mask_h":264},{"label":"rangeland","instance_id":"374dc122","mask_svg":"<svg viewBox=\"0 0 264 264\" xmlns=\"http://www.w3.org/2000/svg\"><path fill=\"white\" fill-rule=\"evenodd\" d=\"M3 1H4V3H3ZM7 1H8V3H7ZM1 0V2H0V4H1V6H0V28L3 30H1L0 29V39H2V40H0V48H1V50H0V87H1V89H0V140H2L3 139V142L2 141H0V152H1V154H0V161L2 162V163H0V180L2 181H0V184H2V186L0 185V187H2L0 190V200H2L1 201V203H3V204H6L7 205V203H9L8 204V207L6 206V205H3L4 207L1 209V211L2 210H4L3 212L4 213H7L6 211H8V208H10V207H12L14 204L16 205V202L14 201V198H10V196H12V195H14V193L13 192H17L19 195H22V193H24V190H25V193H24V195L25 196H28V193H29V198H36V201L37 202H39V204L38 205H32V209H31V211H34V212H36L37 211V213L39 212V214L40 213H42L41 215V217H43L44 216V214L45 213H49L50 212V210H51V212L53 213V214H55V219H56V217H57V219H56V221H55V219H54V221H53V224H51V225H49L48 227H46L45 226V228L43 227H38V228H35V229H30V230H28L29 232H32L31 234L29 233V232H27V230H24L25 231V233H24V231H23V233L20 231V233H19V231H17V228H16V226L15 225H11L10 227L8 226V224L10 225V223L6 220V219H3L4 221H5V223H4V226L5 227H7V229H6V231L7 232H1L0 231V239H1V241H0V246L1 245H5L6 244V241H7V239L6 240H4L5 238H8L9 236V241L11 240V241H13L14 240V238L16 239L15 241H14V243L16 244L17 242H19L20 240L22 241L23 240V242H19V243H17L15 246H14V250L16 251V249L18 250V251H22V252H24V249H25V252L27 251V249H30L29 250V252L27 251L25 254H26V256H25V254L24 253H22V252H19V253H16L14 250L12 251L14 254H12V252H10L9 251V255L7 254V256H12L11 258H16L15 260H13L14 261V263L12 262V260H11V258H10V261L13 263V264H24L25 263V261H27L28 262V260H27V258L28 259H30L29 261H30V263L31 264H34V263H36L35 262V259H38V256L37 255H39V254H41V252H43L44 253V251H41V250H46L45 251V253L53 246V243L55 244L56 243V240L53 242V243H51V242H46V240L48 239V238H50V236L52 235V234H54L53 232H56V231H54L56 228V226H59V225H57V223L59 224L61 221H60V219L64 216V217H69V215H71V216H73L74 214H76V215H74V217H71L70 216V218L69 219H71V220H69L68 221V218H63V219H65V221L64 220H62V226L60 225V227H62V228H64V225L65 224H63L64 222H66L68 225H70V226H76V221H78V225H80V224H84L85 226H87V227H85L84 226V228H83V230H85L86 228H88L89 230H86V231H90V229H91V227L89 226L88 227V224L86 225L85 224V221L83 222L82 220H86V222L90 219V218H92V219H94V220H92V219H90V221L92 220V222L93 221H95V220H114L115 218V220H119V218H121V216L122 215H124V214H127L126 212H128V209H129V211H133V212H128V215H131L132 213L134 214L135 212L137 213V211H138V209H137V207H135L136 205H137V203H136V201H135V197H136V195H134L133 194V192H130V191H126L125 192V189H123L122 191H124L125 192V194L126 193H128V196L129 195H131V194H133L132 196H130V197H127V195H126V198H128V204H126V205H120L119 206V208H120V211L117 213V215L119 216H117V217H115V213H111V215H112V217H110L111 215H108V218H107V216L106 215H102V214H99L100 212H98L99 210H96L97 208H95V207H98L99 206V204H98V202L100 203V207H102V205L105 203V204H108V202H106L104 199L105 198H103L102 196H106L107 194H111V192L110 191H108V193L107 194H99V192H98V190H97V188H98V186H94V185H92V187L90 186L89 187V185L90 184H88L84 179H82L81 178V176H80V174H79V172H81L82 170H84V171H86L85 169H87L85 166V164H84V162L83 161H85V156H86V150H85V152H82L81 153V151H84V149L82 150L81 148L80 149H77L79 152H77V150H75V149H67L66 150V153L68 154V155H70L72 152H75L73 155L74 156H76V157H80L79 159L78 158H74V156L71 154V158H73L74 159V161H73V163H72V168L74 169V171H73V169L71 170V171H69L70 173H68V179H69V183H68V180H67V178L66 179H64V180H62V181H60L61 179H63V178H61V179H57V180H55L56 178H52L51 176L50 177H48L47 178V180H45L46 178H44L43 179V176L45 175V174H41V170L39 169V162H40V157L38 158V159H36L35 157H33L34 158V160H33V158H30L29 159V157H27V155L26 154H24L23 155V153L21 154L19 151L21 150V151H23V147H28V146H30V145H32L34 142H32L34 139V141L35 142H38V139H36V138H34L35 136L36 137H39V139L40 140H42V141H47L48 143H53L54 141V137L56 136V134H57V130L56 129H58V127L60 126V124H62V123H66V122H69L68 121V119H66L68 116H70L71 115V112L73 113V112H75V110H77V108H78V112H80V111H82V113L80 112L79 114H81L80 116L81 117H79V115H78V113H74L75 115L73 116V114H72V117L70 116V118H69V120L72 118V119H74L73 121V123H75V121H78V123H80V125H82V123H83V119H84V122L85 123H83V124H85V126H88V125H91V126H94V128L96 129H94L95 130V133H94V130H93V128H88L87 130H85V128H84V131H82V132H80L81 134H83L84 133V136L83 135H81V137L83 136L84 138H85V136L88 134L87 133V131L89 132H91L90 134L91 135H88L87 137L89 138V136L91 137V136H94V135H96L97 137H99V135H100V137H101V139L102 140H104L103 141V143H105V139L106 138H108L110 135H112V136H110L109 138H108V140H106L107 141V143H105V144H107V145H105L106 147L105 148H107L106 150H108L109 148L111 149V145L113 144V147H118L119 148V150H118V148H116L117 149V152H116V149L114 150V148H112L111 149V153H113L114 151V154H111L110 153V155H108L107 153H109L110 152V149L108 150V151H106V153H105V149H104V146L102 147V149H104L103 151H104V154L106 155V156H109V158L111 159V157H112V155H113V160L111 159V160H109V158H108V161L110 162V164H108V163H106V162H108V161H105L104 162V164L102 163V166L105 168V170L103 171V174H104V172H105V175H106V172H107V170H111V172H113L114 171V169H115V171H116V173H110V170H109V173L111 174V176H110V174L108 175V172H107V177H109V178H111V177H113L114 176V178L115 179H119V178H116V177H118V175L121 173V171H122V169L124 170V171H126L127 170V168L128 167H130V168H135V170L136 171H139V172H142V170H144V169H146V168H144V167H150V162H148L149 160L148 159H146L145 161H141V159H139L134 153V151H131V150H133V149H131L130 150V148L131 147H129V146H124L123 144H125V142L123 143L122 142V139H123V141H124V139L126 138V139H128V138H134V133H136V129L138 128V126H139V124H138V122L137 123H134V122H136V121H134V120H137L136 118L134 119L133 117H138L137 116V110H139V114L138 115H140L141 114V112L143 111L144 112V114H145V112H146V110L145 109H147L148 107H149V105H147V103H149V102H137L136 100H135V98L132 96V94L130 95L129 94V92L131 91V89L133 88L132 86H136V87H140L141 88V86L142 85H145V84H148L149 82L151 83H149V85L148 86H150L151 85V88H152V90H153V92H152V90H150L151 88H149L148 87V91H143L142 93H143V95L145 96V98L147 99L148 97H149V99L151 100V98L152 97H154L155 95H157V96H159V91H157V88H158V90H161V87H158V86H160L159 84H161L162 83V81H160V80H165V82H167V85L169 84L168 82H170V81H168L169 79V77H170V80H171V82H172V84H174V83H176V84H174V85H177V87L179 88V87H181V86H185L186 85V82H185V80L186 79H184L185 78V73L184 72H181L180 70V72L179 71H171L172 72V74H171V76H170V73H167V75L165 74V73H163L162 74V71L161 70H159V72H158V70L156 69V70H154L153 68V70H141V73H140V70H138L139 71V73H138V71L137 70H134L133 68H135V64H137L138 63V60H141V61H139L140 63L142 62V60L145 62V61H147V60H149L155 67H156V63H158V61H159V63L161 62V63H164L165 61H169V58H171V53H168L167 55L165 54V53H167V52H165L164 53V57L162 56V55H160L161 53H162V51L161 52H159L158 53V55H157V53H156V55H157V57H155L154 58V55H153V57H152V54L150 53L151 52V48L153 47V45L154 44H156V42L158 43V42H161V37L159 38V37H157L158 39H159V41H157L158 39L157 38H152V42H149L150 40H145V41H142V39L140 38V40H137V38L139 39V35H138V30H139V28H141L142 26V28H144V26H145V24H146V21L145 20H142V22H140V19H139V17L137 16H135L134 15V12H132V11H134V9L136 8V6L138 5V3H139V0H137L138 1V3H136L137 1L136 0H130V2L132 1V2H134V3H132V5L133 4H137V5H135V7L133 6L132 7V5H131V3L129 2V0H125V2H124V0H122V2H121V0L119 1V0H115V2L116 1H118V2H116V4L113 2L114 0H73V1H71V0H69V1H67V0H55V1H53V3H55V5L54 4H51L52 3V0ZM58 3H57V2ZM61 1H62V3L63 2H65V3H61ZM84 3H83V2ZM103 1V2H102ZM136 1V2H135ZM141 2H140V4H139V6H142L143 7V5H141V4H143L142 3V1L144 2V0H140ZM159 2H161L162 3V1H164V0H158ZM217 1V0H216ZM218 1H224V2H226L227 0H218ZM238 1V2H237ZM244 1V2H243ZM68 2H69V4H68ZM70 2H72L71 4H70ZM101 2V3H100ZM112 2V3H111ZM123 2L125 3V4H123ZM129 2V4H128V6H127V8H126V4ZM159 2H157V0H156V2H154L155 3V5H157V3L159 4ZM262 2V3H261ZM66 3H67V6H66ZM82 3V4H81ZM96 3V4H95ZM114 3V4H113ZM154 3H152V4H154ZM160 3V7L162 6V4ZM8 5V7H7V5ZM10 4H12V6L10 5ZM57 4V5H56ZM61 4V5H60ZM72 4H74L75 6L77 5V7H79L78 9H77V13L76 14H74L73 13V11H72V9H70V6H72ZM108 5V8L107 7H105V6H107ZM117 4H119V6H117ZM121 4V5H120ZM123 4V5H122ZM234 4V5H233ZM18 5V6H17ZM46 6V7H44V6ZM53 5H54V7H53ZM60 5V7H62V8H60V7H58ZM65 5V6H64ZM91 5V6H90ZM112 5V6H111ZM116 5V6H115ZM129 5H131L130 7H129ZM3 6H5V8L3 7ZM49 6V7H48ZM69 6V7H68ZM81 6H82V8H81ZM84 6H87V7H84ZM94 6V7H93ZM99 8V9H97V7ZM110 6V7H109ZM114 6V7H113ZM121 6V7H120ZM122 6H124V7H122ZM230 8H232L233 9V12H236V13H241V14H243L242 16H240V19L241 20H239V25L238 24H236V20L233 18V14H231V16L232 17H230L229 16V19L230 18H232V19H230V22H231V24L229 23L228 24V18L226 19V21H227V23H225L226 25H230L231 27H235L234 29H233V31H237L236 30V27H240V26H243V27H241V29H243L244 28V30L242 31L241 29H239L238 30V32L241 30V32H239V33H237V36H238V39H240L241 37H242V39H244L245 37H247V38H245L244 40L246 41V43L244 42V40H241V41H243L242 42V44H244L245 43V47H246V44L248 43V45H247V47H252V46H254V45H256V46H264V1L263 0H232L231 1V3H230ZM7 7V8H6ZM17 7V8H16ZM53 7V8H52ZM64 7H68L70 10H66V9H68V8H65V10H62V9H64ZM83 7L85 8V9H87V10H85V12L83 11ZM103 7H105V8H107L108 10H109V8H111L112 7V9H110L109 11H114L113 12V19L111 18V19H109L108 21L110 22L109 24H107L106 23V21H104L105 23H104V26H103V23L100 25V26H98V25H96V24H98L97 23V21L96 20H98V19H94V18H92V19H94L93 21H92V23H91V21H89V23H85V22H87L89 19L88 18H90V17H98L99 16V14H100V12H102L103 10H105L106 11V9H104ZM258 7H260V8H258ZM47 8V9H46ZM51 8V9H50ZM54 8H56L55 9V11H54ZM60 8V9H59ZM92 8V9H91ZM101 8H102V10H101ZM126 8V9H125ZM130 8H134V9H130ZM240 8V9H239ZM249 8H254V9H251L250 11H249ZM45 9V10H44ZM49 9L51 10V12H57L56 10H58V12H57V16L59 17V14L61 15L60 16V18H58L57 16V19L55 20V18L52 20V21H50V22H48L49 23V25H47L48 26V29H47V27L45 28V30H47V31H44L43 33H39V35H38V37H35V38H33L34 36H32L31 34H29L30 33V29H31V27L32 26H35L38 22H37V20L36 19H38V18H40L41 16L40 15H42V17L40 18L41 20H38V21H42L43 19L42 18H44V16L47 14V11H49ZM82 9V11H80ZM91 9V10H90ZM95 9V10H94ZM120 10V12H119V10ZM122 9H125V10H122ZM238 9H239V11H238ZM259 9H260V11H259ZM1 10L3 11V12H1ZM6 10H8V11H6ZM93 10H94V12H93ZM99 10H100V12H99ZM129 10V11H128ZM254 10V11H253ZM11 11V12H10ZM14 11V12H13ZM41 11V12H40ZM66 11V12H65ZM70 11L71 13L69 14V15H64L65 13H68V12ZM80 11V12H79ZM86 11H87V13H86ZM90 11V12H89ZM91 11H92V13L94 14V13H96V14H92L91 13ZM96 11V12H95ZM125 11V12H124ZM128 11V12H127ZM131 11V12H130ZM246 11V12H245ZM258 13H256V12ZM79 12V13H78ZM99 12V13H98ZM261 12V13H260ZM1 13H2V15H1ZM8 13V14H7ZM10 13V14H9ZM49 13V12H48ZM63 15H62V14ZM80 13L83 15H80ZM85 13V14H84ZM90 13V14H89ZM98 13V14H97ZM123 15H122V14ZM125 13V14H124ZM251 13V14H250ZM263 13V14H262ZM36 14H39V17H38V15H37V17L35 16ZM75 15V16H79L80 15V17H71L70 15ZM248 14H249V16H248ZM22 15V16H21ZM85 15H86V17H87V19H83L82 17H84V18H86L85 17ZM90 15H92V16H90ZM95 15H97V16H95ZM255 15V16H254ZM258 17H257V16ZM261 15H262V17H261ZM9 16V17H8ZM63 16H64V18H63ZM70 16V17H69ZM90 16V17H89ZM134 16V17H133ZM9 20V21H6L7 19ZM65 17L67 18V19H65ZM99 17H102V16H99ZM245 17H247V20H246V18ZM249 17V18H248ZM2 18V19H1ZM26 18V19H25ZM78 20H77V19ZM79 18H81V19H79ZM135 18V19H134ZM137 18V19H136ZM166 18H168V17H166ZM34 19V20H33ZM59 19V20H58ZM62 19V20H61ZM72 19H75V20H77V23L78 24H76V21L74 20L73 22H75V24H76V26L77 25H79V26H75V25H73L72 24ZM83 19V20H82ZM131 19V20H130ZM244 19H245V21H244ZM2 20V21H1ZM19 20V21H18ZM23 20V21H22ZM26 20V21H25ZM36 20V21H35ZM54 20H55V22H54ZM68 20V21H67ZM80 20H82L83 21V23L85 24H81L80 25V23L79 22H82V21H80ZM90 20H91V18H90ZM136 20H137V22H136ZM225 20V19H224ZM232 20V21H231ZM235 20V22L233 23V21ZM263 20V21H262ZM22 21V22H21ZM28 21V22H27ZM32 21L34 22V24L32 23ZM60 21V23H58ZM67 21V22H66ZM85 21V22H84ZM107 21V22H108ZM111 21H113V23L111 22ZM116 21V22H115ZM124 23H123V22ZM135 21V22H134ZM144 21V22H143ZM241 21V22H240ZM2 22V23H1ZM3 22H5V23H3ZM11 22V23H10ZM15 22V23H14ZM30 22V23H29ZM39 22V23H40ZM53 22V23H52ZM61 22H65V23H61ZM71 22V23H70ZM119 22V23H118ZM133 22V23H132ZM138 22H140V23H138ZM225 22V21H224ZM7 23V24H6ZM10 23V24H9ZM14 25H13V24ZM26 23H27V25H26ZM47 22H46V24H48ZM51 23V24H50ZM55 23H57L56 25H55ZM115 23V24H114ZM139 25V24H141V23H143V25L141 24V27H139L137 24ZM243 25H242V24ZM1 24H3V27H1ZM6 24V25H5ZM21 24V25H20ZM33 24V25H32ZM45 24V25H46ZM53 24V25H52ZM60 24H61V26H60ZM66 25V27H65V25ZM69 24V25H68ZM86 24H87V26H86ZM100 24V23H99ZM119 24V25H118ZM130 24V25H129ZM136 24V25H135ZM224 24V25H225ZM232 24L234 25V26H232ZM5 25V26H4ZM12 25V26H11ZM20 25V26H19ZM24 25V26H23ZM31 25V26H30ZM52 25V26H51ZM55 25V26H54ZM59 27H58V26ZM91 25V26H90ZM108 25V26H107ZM115 25L116 26H118L117 27V29H116V27H115ZM125 25V26H124ZM225 25V26H226ZM262 25V26H261ZM8 26V28H6ZM20 28H19V27ZM26 26V27H25ZM71 26H73V27H71ZM93 26H95L94 27V29H96V30H94V29H91ZM106 26V27H105ZM111 26H112V29H110L111 28ZM137 28H136V27ZM5 27V28H4ZM12 27V28H11ZM69 27V28H68ZM75 27V28H74ZM82 27V28H81ZM88 30V31H85L86 29ZM89 27H90V29L91 30H94L93 31V33L91 32V30L89 31ZM97 27V28H96ZM101 27H104L103 29L101 28ZM127 28V29H125V28ZM135 30H133L132 28ZM15 28H17L18 29V31H17V29H15ZM28 28V29H27ZM49 28H51V29H49ZM61 30H60V29ZM68 28V29H67ZM101 28V29H100ZM108 28V29H107ZM115 28V29H114ZM7 29V30H6ZM8 29H9V32H7L8 34L10 33V32H12V34L9 36L8 34H6V31H8ZM131 29V30H130ZM6 30V31H5ZM12 30V31H11ZM26 31V33H28L27 35H26V33H25V31ZM63 30V31H62ZM65 30V31H64ZM68 32H67V31ZM70 30H72V31H70ZM77 30H79V31H77ZM84 30V31H83ZM105 30V31H104ZM113 30V31H112ZM129 30V31H128ZM137 30V31H136ZM260 30V31H259ZM20 31V32H19ZM24 31V32H23ZM50 31V32H49ZM56 31V32H55ZM115 31V33H113ZM132 31V32H131ZM246 31V32H245ZM2 32V33H1ZM66 32V33H65ZM72 32V33H71ZM75 32V33H74ZM86 32V33H85ZM92 34H94V32H96L97 33V35L96 34H94V35H92V36H90V37H88L91 33ZM102 32V33H101ZM104 32V33H103ZM111 32V33H110ZM120 32V33H119ZM122 32V33H121ZM135 32V33H134ZM243 32H244V34H243ZM256 32V33H255ZM15 33H16V35H15ZM57 33V34H56ZM71 33V34H70ZM88 33V34H87ZM90 33V34H89ZM101 35H100V34ZM134 33V34H133ZM246 33H247V36H246ZM254 35H253V34ZM5 34H6V36H5ZM23 34V35H22ZM62 34V35H61ZM65 34V35H64ZM69 34V35H68ZM73 34H76V36L75 35H73ZM99 34V35H98ZM105 34V35H104ZM110 34V35H109ZM114 36H113V35ZM118 35V36H116V35ZM256 34V35H255ZM258 34H260V35H258ZM1 35H3V36H1ZM13 35V36H12ZM14 35H15V37H16V39L15 38H9V37H14ZM21 35L24 37H22V38H20L21 37ZM58 35V36H57ZM81 35V36H80ZM96 35V37L95 38H97L98 40L100 39V42L97 40V39H95L93 36H95ZM124 35V36H123ZM138 35V36H137ZM242 35V36H241ZM248 35H249V37H250V39H249V37H248ZM20 38H18V37ZM64 36V37H63ZM68 37V39H67V37ZM74 36L75 37H77V38H74ZM99 36V37H98ZM107 36V37H106ZM116 36V37H115ZM119 36H120V38H119ZM241 36V37H240ZM245 36V37H244ZM259 36V37H258ZM29 38L28 40H27V38ZM32 37V38H31ZM55 37H57L56 39H55ZM81 37H83V38H81ZM88 37V38H87ZM126 37V38H125ZM135 37V38H134ZM240 37V38H239ZM255 37H256V39H257V41L255 40ZM79 38V39H78ZM90 38V39H89ZM93 38V39H92ZM101 38L103 39V38H105L104 40H102L101 41ZM114 38V39H113ZM117 38V39H116ZM124 38V39H123ZM129 38V39H128ZM132 38V39H131ZM252 38H254V39H252ZM13 39H15V40H13ZM22 39V40H21ZM31 39V40H30ZM60 39V40H59ZM73 39V40H72ZM87 39H89V40H87ZM107 39V40H106ZM123 39V40H122ZM156 40V42H153L154 40ZM11 40V41H10ZM62 40H63V43H62ZM65 40V41H64ZM86 40V41H85ZM91 40V41H90ZM92 40H93V42H92ZM95 40V41H94ZM113 42H112V41ZM120 40V41H119ZM128 40H129V42H128ZM134 40V41H133ZM136 40L138 41V43H135L136 42ZM162 40H163V38H162ZM253 40V41H252ZM260 40V41H259ZM14 41H16V43L14 42ZM21 41V42H20ZM61 41V42H60ZM66 41H67V44H66ZM75 43H74V42ZM83 41H84V44H82L83 43ZM88 41H89V44H87L88 43ZM110 41L112 42V43H110ZM119 41V42H118ZM241 41H239L238 40V43H241ZM248 41H250V42H248ZM256 41V42H255ZM18 42V43H17ZM30 42H31V44H30ZM34 42V43H33ZM72 42H73V44H72ZM106 42V43H105ZM118 42V43H117ZM123 42H124V44H123ZM149 44H148V43ZM256 44H255V43ZM8 43V44H7ZM21 43V44H20ZM76 43H78V46L77 45H75ZM79 43H81V44H79ZM103 43V44H102ZM115 43V44H114ZM130 43V44H129ZM133 43V44H132ZM140 43V44H139ZM143 45H142V44ZM151 43V44H150ZM153 43V44H152ZM261 43V44H260ZM3 44V45H2ZM19 45V46H16V45ZM55 44V45H54ZM61 44V45H60ZM64 44V45H63ZM69 44V45H68ZM96 44V45H95ZM98 44V45H97ZM111 44V45H110ZM123 44V45H122ZM127 44H129L128 46H126ZM145 44H147L148 45V48L147 47H145ZM21 45H22V47H21ZM83 45H85L84 47H82ZM90 45V46H89ZM94 45V46H93ZM100 45V46H99ZM106 45V46H105ZM114 45H115V47H114ZM117 45L119 46V47H117ZM135 45V46H134ZM139 46V48H141L142 49V53L143 52H145V53H143L144 55H141V56H143V57H140V55L139 56H136L135 58H137V62H135V58H133L135 55L134 54H136L137 53V50H138V46ZM146 45V46H147ZM149 45L150 46H152V47H149ZM220 45V44H219ZM251 45V46H250ZM4 48H3V47ZM13 46V47H12ZM36 46V47H35ZM52 46H57V47H52ZM62 46V47H61ZM69 46H71V47H68ZM80 46V48H78ZM96 46H97V48H96ZM108 46V47H107ZM112 46V47H111ZM123 46V47H122ZM136 47V48H134V47ZM215 46V45H214ZM18 47V48H17ZM27 47H28V49H27ZM30 47V48H29ZM32 47V48H31ZM65 47V48H64ZM88 47V48H87ZM91 47V48H90ZM128 47H131V48H128ZM143 47H145L146 49H148V50H150L149 52H148V50L147 51H145L146 49L145 48H143ZM255 47V46H254ZM17 48V49H16ZM51 48V49H50ZM58 48V49H57ZM76 48V49H75ZM78 48V49H77ZM85 48H87V49H85ZM93 48V49H92ZM117 48V49H116ZM124 48H125V50L127 51V53L124 51ZM132 48H133V50H132ZM13 49H14V51H13ZM19 49V50H18ZM31 51H30V50ZM75 49V50H74ZM85 49V50H84ZM98 49V50H97ZM99 49L100 50H102V51H99ZM110 51H109V50ZM112 49V50H111ZM136 49V50H135ZM141 49L140 50H138V51H141ZM144 49V50H143ZM26 50V51H25ZM45 50V51H44ZM61 50V51H60ZM67 52V53H64L65 51ZM72 50V51H71ZM80 50V51H79ZM88 50V51H87ZM114 50V51H113ZM119 50H120V52H119ZM122 50V51H121ZM136 51L135 53H133L132 51ZM211 50H213V49H211ZM211 50H209V51H211ZM218 50L220 51V49L218 48ZM218 50H215V51H217L218 52ZM21 51H23L22 53H21ZM25 51V52H24ZM27 51H30V52H27ZM47 51V52H46ZM49 51V52H48ZM70 51V52H69ZM74 51V52H73ZM90 51V52H89ZM104 51H106V52H104ZM19 52V53H18ZM27 52V53H26ZM45 52V53H44ZM51 52V53H50ZM55 52V53H54ZM72 52H73V54L75 53L76 54V52H77V54L76 55H73L72 54ZM110 52V53H109ZM116 52V53H115ZM119 52V53H118ZM132 52V53H131ZM146 52H147V54H146ZM169 52V51H168ZM25 55H24V54ZM46 53H47V55H46ZM59 53H61V54H59ZM70 53V54H69ZM85 53V54H84ZM89 53V54H88ZM106 55H105V54ZM123 55H122V54ZM131 53V54H130ZM4 54V55H3ZM54 54V55H53ZM72 54V55H71ZM81 54V55H80ZM92 54V55H91ZM96 54V55H95ZM104 54V55H103ZM111 54H113V55H111ZM3 55V56H2ZM53 55V56H52ZM66 55H67V57H66ZM71 55V56H70ZM87 55H89V56H87ZM91 55V56H90ZM126 55V56H125ZM127 55H129V56H127ZM131 55H134L132 58H131ZM137 55V54H136ZM146 55H147V57H146ZM149 55H151L150 57H148ZM155 55V56H156ZM159 55H160V57H159ZM168 55H170V57L168 56ZM209 55H211V56H209V57H211V60H209V57L208 56H203L202 57V54L200 55V57H199V55L197 56L196 55V57H198V58H192V59H195L196 60V62L198 63V62H202L203 60L205 61V58L207 59V57H208V59L207 60H209V63H210V69L211 70H209L210 72H212V73H208V72H205V71H207L208 69L207 68H209L208 67V61L207 62H203V63H201V64H203V66H207L206 67V69L207 70H205V67H203L202 65H200V63L199 64H197V63H193V61L194 60H192L191 62H190V65H188L190 68L192 67L193 68V66L195 67V64H197L196 65V67L195 68H201V70H203V71H201V72H205L204 74L205 75H207L206 73H208V74H211V76L209 75H207V77L208 78H212L213 77V80H214V78H215V76H216V68H217V66L215 65L216 64V60L215 59H212L213 58V56H214V58H215V54L214 53H210ZM20 56H22V57H20ZM47 56H49V57H47ZM77 56V57H76ZM83 56H84V58H83ZM99 58H98V57ZM104 56H106V57H104ZM118 56V57H117ZM124 56H125V58H124ZM144 56H145V59H144ZM173 56V55H172ZM54 57H58V59H51V58H54ZM59 57H61L60 59L62 60V64H60L61 62H59V61H61V60H59ZM66 57V58H65ZM70 57V58H69ZM74 58V60H76V61H73V58ZM82 57V58H81ZM87 57V58H86ZM89 57V58H88ZM103 59H102V58ZM111 57V58H110ZM121 57V58H120ZM201 57H202V59H201ZM205 57V58H204ZM22 58V59H21ZM23 58H24V60H23ZM26 58V59H25ZM47 58V59H46ZM50 58V59H49ZM86 58V59H85ZM91 58V59H90ZM115 58V59H114ZM140 58V59H139ZM142 58V59H141ZM157 58V59H156ZM204 58V59H203ZM29 59V60H28ZM68 59H70V60H68ZM112 59V60H111ZM119 59H120V61H119ZM122 59V60H121ZM130 59H133L132 61L134 62V63H130V62H132ZM197 59H199L200 61H198ZM51 60V62H49ZM53 60H55L56 62L58 61L59 62V64H58V66H56V62H54ZM67 60V61H66ZM83 60V61H82ZM84 60H85V62H84ZM102 60V61H101ZM125 60V61H124ZM127 60V61H126ZM162 60H165V61H162ZM202 60V61H201ZM23 61V62H22ZM25 61L27 62V63H25ZM64 61H66L67 63H68V65H69V61H71L70 62V65L71 66H68V67H66L65 68V65L63 66V63H64ZM86 61H88V62H86ZM92 61H94L92 64H91V62ZM98 63H97V62ZM100 61H101V63H100ZM104 61L106 62H108V63H104ZM112 62L111 64H110V62ZM122 61L124 62V63H122ZM211 61H213L212 62V65H211ZM6 62H7V64L9 65H7L6 64ZM57 62V63H58ZM65 62V64L67 65V63ZM74 62H75V65H76V68H74L75 66L73 65L74 64ZM79 62V63H78ZM80 62H82V63H80ZM96 62V63H95ZM118 62H120V64H118ZM130 64H129V63ZM144 62H142V63H144ZM156 62V63H155ZM195 62V61H194ZM48 63V64H47ZM51 63H52V65H51ZM55 63V64H54ZM84 63V64H83ZM85 63H87V64H85ZM100 63V64H99ZM116 63V64H115ZM129 64V65H127V64ZM158 63V64H159ZM44 64V65H43ZM54 64V65H53ZM89 64V65H88ZM90 64H91V68H90ZM106 65V67H110V68H113V70L115 71H113L114 73H116L118 70V72H120V73H116V74H121V75H126V78L124 77L123 78V80L120 82V84L122 85V87H121V85L119 84L118 86L117 85H114L113 83L114 82H112V83H109L110 85H108V84H106V83H102L103 85L104 84H106V85H104L103 86V90H101L100 89V87H101V85H98V84H96L97 82H96V79L97 78H95V77H93V76H90L92 79L91 80H89L87 77H89V74L91 75H93L94 74V76H96L97 77V72L99 71L98 70V68H100V66L99 65H102L101 67H105L104 65ZM118 64V65H117ZM139 64V63H138ZM205 64V65H204ZM214 64V65H213ZM13 65V66H12ZM25 65L27 66V67H25ZM29 65H30V67H29ZM32 65V66H31ZM85 65V66H84ZM109 65V66H108ZM110 65H112V67L110 66ZM116 65H117V67H116ZM125 65H127V66H125ZM130 65H133V66H131L130 67ZM193 65V66H192ZM7 66V67H6ZM48 66V67H47ZM63 66V67H62ZM89 66V67H88ZM119 66V67H118ZM124 66V67H123ZM129 66V67H128ZM211 66H213V69H215V70H212V68H211ZM216 66V67H215ZM6 67V68H5ZM52 69V70H50V68ZM54 67V68H53ZM61 67V68H60ZM71 67H73V68H71ZM82 69H81V68ZM84 67V68H83ZM125 67H126V69H125ZM11 68V69H10ZM31 70H30V69ZM33 68V69H32ZM58 68V69H57ZM63 68V69H62ZM67 68H69V69H67ZM77 68H80L79 70L77 69ZM89 68H90V70H89ZM94 68V69H93ZM115 68H117V69H115ZM124 68V69H123ZM129 68V69H128ZM191 68V70L189 69V71H188V73L192 76V75H194L196 78V83H197V80L198 81H200V80H202L201 79V77H200V75L198 76V78L200 77V80L197 78V74L195 73V72H197V71H199V69L197 70V69H195V70H197V71H193L194 69H192ZM204 68V69H203ZM9 69V70H8ZM46 69H47V71H46ZM60 69V70H59ZM66 69V70H65ZM87 69V70H86ZM97 71H96V70ZM122 69V70H121ZM133 69V70H132ZM29 70V71H28ZM56 70H58V71H56ZM63 70V71H62ZM74 70V71H73ZM75 70H78L77 71V73H79V74H73V72H75ZM84 70V71H83ZM85 70H86V72H85ZM92 70H93V72H92ZM117 70V71H116ZM123 71V73L121 72V71ZM221 70H223V69H221ZM63 73H62V72ZM68 71V72H67ZM81 71H83L82 73H81ZM89 71V72H88ZM96 71V72H95ZM130 71V72H129ZM145 71H146V73H145ZM152 73H151V72ZM190 71H191V73H190ZM192 71H193V73H192ZM213 71H215V73L213 72ZM218 72L217 73H219L220 72V69H218L217 70ZM32 72V73H31ZM91 72V73H90ZM127 72V73H126ZM132 72V73H131ZM150 72V73H149ZM161 72V73H160ZM178 72V73H177ZM52 73H55V75H56V77L54 76V74H52ZM61 73H62V75H61ZM88 75H87V74ZM131 73V74H130ZM179 73H182V75L184 76V78H183V76H181V74L180 75H178ZM197 73H199V72H197ZM5 74V75H4ZM9 74V75H8ZM52 76H51V75ZM69 74V75H68ZM71 74H72V76H75L74 78L73 77H71ZM82 74V75H81ZM138 74V75H137ZM142 74V75H141ZM166 76H165V75ZM174 74L176 75V76H174ZM188 74V76H190ZM214 74V75H213ZM4 75V76H3ZM32 75V76H31ZM49 75V76H48ZM86 75V76H85ZM131 77H130V76ZM132 75H134V76H136V77H134V76H132ZM148 75L150 76V75H152V76H150V77H148ZM3 76V77H2ZM9 78H8V77ZM60 76V77H59ZM77 76V77H76ZM84 76V77H83ZM145 76V77H144ZM160 78H158V77ZM165 76V77H164ZM175 78V80H173L174 78ZM178 76V77H177ZM181 76V77H180ZM6 77V78H5ZM48 77H49V79H48ZM55 77V78H54ZM70 77V78H69ZM79 77H83V78H79ZM128 77V78H127ZM130 77V78H129ZM133 77V78H132ZM139 77H140V79L142 80H139ZM151 77H152V79H151ZM162 77H164V78H162ZM180 77V78H179ZM57 78V79H56ZM94 78H95V80H94ZM136 78V79H135ZM176 78H177V80H176ZM181 78H183V79H181ZM206 78V77H205ZM6 79V80H5ZM54 79H56V80H54ZM72 79V80H71ZM86 79H88V84H87V81H86ZM125 79V80H124ZM126 79H127V81H126ZM150 79V80H149ZM166 79H167V81H166ZM4 80V81H3ZM11 80V81H10ZM76 80V81H75ZM139 81V83L141 84L140 86H138L139 85V83L137 82V81ZM194 80V79H193ZM5 81H6V83H7V85H6V83H5ZM61 82V83H59V82ZM79 81H82V82H79ZM86 83H85V82ZM92 81H94V83L92 82ZM97 81H98V79H97ZM125 81V82H124ZM143 81H145L144 83H143ZM148 81V82H147ZM153 81V82H152ZM160 81V82H159ZM216 81V80H215ZM57 82V83H56ZM79 82V83H78ZM123 82H124V84H123ZM171 82H170V84L168 85L170 88H172V87H174V85H172L171 84ZM174 82V83H173ZM183 82V83H182ZM218 82V81H217ZM90 83H92V84H90ZM127 83H128V85H127ZM134 83V84H133ZM136 83V84H135ZM138 83V84H137ZM143 83V84H142ZM153 83V84H152ZM156 83V85H154ZM4 84V85H3ZM10 84V86L8 87V85ZM58 84V85H57ZM61 84V85H60ZM81 86H80V85ZM90 84V85H89ZM94 84V85H93ZM96 84V85H95ZM131 84H133V85H131ZM181 84V85H180ZM184 84V85H183ZM190 84V83H189ZM53 85V86H52ZM56 85V86H55ZM83 85H87L86 87L84 86V90H82L83 89ZM108 85V86H107ZM125 85V86H124ZM153 85V86H152ZM58 86V87H57ZM61 86H62V88H61ZM93 86H96V87H93ZM100 86V87H99ZM113 86H114V88H113ZM115 86H116V88H117V90H114V89H116L115 88ZM121 88H120V87ZM155 86V87H154ZM246 86H247V84L245 85V87H244V84H243V86H242V91H244L243 90V88H246ZM6 87L8 88V89H6ZM55 87H57V88H55ZM82 87V88H81ZM97 87H99L98 89H100V90H98L97 89ZM104 87H108L107 89H108V91H107V89H105L104 90ZM112 88V90H114V91H112V90H109L110 88ZM118 87H119V89H121V91L118 89ZM123 87H125V88H123ZM128 87V88H127ZM132 87V88H131ZM154 87V88H153ZM190 87V86H189ZM4 88V89H3ZM40 88H42V89H47L48 91H46V93L48 94V97H47V99H42V97H40V94H39V90H40ZM52 88V89H51ZM81 88V89H80ZM87 90H86V89ZM155 88H156V92H157V94H153V93H155ZM62 89V90H61ZM128 89V90H127ZM130 89V90H129ZM7 90H8V92H7ZM11 91V93H10V91ZM65 90V91H64ZM77 90V91H76ZM87 92H90L91 94H93V95H91V97H90V93H86L87 95H85L84 94V96L86 97H84L83 95H80V94H82V93H85L86 91ZM98 90V91H97ZM126 90H127V95H126V97L128 96V94H129V96H128V98L127 99H124L125 97V93H124V91L126 92ZM246 90V89H245ZM2 91V92H1ZM4 91V92H3ZM52 91H53V93H52ZM55 91V92H54ZM83 91H85V92H83ZM93 91V92H92ZM97 91V92H96ZM100 91V92H99ZM108 92V95H106V93ZM110 91L111 92H115V93H111L112 94V98H109L110 97ZM119 91H120V93H119ZM59 92V93H58ZM68 92V93H67ZM116 92H118V93H116ZM151 92H152V94H151ZM71 95H70V94ZM78 93H80V94H78ZM100 94L99 96H101L99 99H100V101H105L106 99H107V101H113V98L116 100V97H118L119 96V94H121V93H124V94H121L122 95V97H121V95H120V97H118L117 98V100L115 101H113V103L114 104H116L117 102V106L119 107V105H120V109H118L117 108V106L116 105H114V104H111V102L109 103H103V102H100V103H102L101 105H103L104 107H103V110L104 109H108V113H110V118H109V116L107 115V112H106V110H104L103 112L104 113H106V116H107V118H103V116H102V114H104L103 112L102 113H100L99 114V117H101L100 119H101V123H100V121L98 122L97 120H99V117L96 115V116H92L91 114H86L85 113V108H84V111H83V109H81L78 105H80V104H82V106L81 107H83V105L86 103L85 101L87 100V99H89V100H87V101H90L91 100V98L93 97V96H98V95H95V94ZM102 93V94H101ZM103 93L105 94V96L103 95ZM146 93H148V94H146ZM236 93V94H235ZM235 93L233 92V93H229V95H227L226 97H225V99L229 96V99H226L225 100V103H223L221 106H223V105H226V109H225V106H223V107H221L222 109V111H219V109H220V107L218 108L217 107V104H214V106H212L211 107V109L213 110V108H214V110H213V112L214 113H209V112H207V114H205L206 113V111H204L203 112V110H206L208 107H209V105L208 104H206L207 106H205V108L206 109H203L204 107H203V104H205V102L203 103V101L201 102V103H203V104H201V107H200V104H199V106L198 107H200V108H198V109H200V110H198L197 112L194 110V112H192V114L196 117V120H195V118H192V117H194V116H192V114L189 112V111H185L184 113H183V116H179V115H177V114H175V117L177 116H179L180 117V119H179V117L177 118L178 120H179V124H177V126H176V128H174L175 130H173V133L172 134H176V132L177 133H179L180 135H182V137L180 136L179 137V135L177 136V135H174V136H172V137H174L175 138V140L177 141V139L179 140V141H177V144H179V142L180 141H182V143L185 141V142H187V143H189L190 141H191V137L194 135L195 137H196V139L199 141V143H198V141H195V145H193V140L189 143V145L191 144V145H193L192 147L190 146V148H194V150H197V151H200V153H201V155L200 156H198V157H195L196 158V162H198V163H196L195 162V160L194 159H192L193 160V162H194V164L195 165H197L196 167H195V165L193 166V168H192V165L191 166H189L188 167V169H190L191 171H195V173H196V175H200V176H202L203 177V180L201 181V184H200V186H199V190H200V188H202L201 189V192L199 191V193H201V197H200V195H199V199L201 200V201H198V199L196 200V202L194 203V204H191V205H188L189 207H187L186 208V206H185V212H186V214L184 213V214H182L181 216L179 215L180 213H182V211H183V207L184 206H178V204H169L168 202V204H166V202H165V204H164V202L163 203H161L162 205H160L158 208L161 210H163L162 212L158 209V208H156L158 211H159V213L157 212V210H156V212L157 213H155V215H154V213H153V211L152 212H150V214H146V216L145 217H148L147 219L148 220H150V219H152L151 217H155L156 219H157V217H159V215H160V219L158 218L157 220H158V222H157V220L155 219L154 220V218L152 219V220H154L155 222H157L156 223V225H158V223H161L162 221L164 222V223H161V224H163V225H161V224H159L158 226H160V228H161V226H164V227H168L169 225V223H166L167 224V226H166V224H165V221H166V218H167V221L169 220V222H171L170 224H172L171 225V230L174 228V225L176 226V224L178 223V221L177 220H188L189 219V217L188 216H191V215H193V216H191L190 217V219L189 220H198L199 219V221H200V223L202 222L203 223V219L204 220H233L234 222L236 221L237 222V224H238V222H240L239 223V226L240 227H242V229L245 227V223L243 222V221H245L246 222V220L245 219H248V220H260V224H262V221L264 220V211H263V213H257L256 212V210L257 211H259V208L257 209L256 207H253V203L252 202H255V200H254V198H256L257 197V193H258V191L260 192L261 190H262V186H260L259 187V185L260 184H262V185H264V177L262 178V176L264 175V161H263V156L261 157L260 156V153H255L253 156H255L256 155V158H258V160L256 159V161H258L257 163L256 162H251L249 165L247 164V166L248 167H251L250 165L253 163L254 164V168H253V164H252V170L250 169H248V167L245 165V160L243 159L242 160V162L244 163V166H243V164L239 161V162H237L238 164H239V166H237L238 164L236 163V172H237V176L238 177H235L234 175H233V173H235V171L234 170H227L224 174H223V176H224V180L222 181V183H226V184H229V183H232V184H230V186L231 185H233V183H234V181H237V178H238V182H239V184H242L241 185V188H242V186L243 185H247L246 183H248V181H249V184H248V186H246L247 188H244V186H243V189H242V191L239 189L237 192H234V191H232V192H230L231 193V195H230V193H228V194H225L228 198H226V196H224L223 197V195L224 194H222V193H219V194H217L216 195V197L214 196V197H210V199H211V201H212V198H213V203L210 201V199H209V197H208V194H207V197H206V193H207V191H209L210 189H212L213 187H215V185L214 184H216L215 182H217V181H213V179H209V178H211V176H210V174H212V171H210L211 169H212V166L214 167L215 165L214 164H216L217 166H218V164H222V162H224L226 159V157L228 156V155H231V154H229V153H232L233 152V148L235 147L236 148V150L234 151V152H236L238 149H237V147H239V150L241 151L244 147H248V149L251 147L250 146V144L251 145H253V147H252V151L254 152V149H256V147H257V145H259V140H260V138L262 137H264V130L262 129V131H261V129H257V125H259L261 128L264 126V124H256V123H259V122H261L262 121V119H263V121L261 122V123H263L264 122V100H262V99H257V98H255V99H257V103H256V100L254 101L253 99L254 98H250V96H252V95H250V94H248V100H247V98H246V95H247V93H249V92H244V93H242L241 91H235ZM241 94V96L243 95V96H245V98L244 99H241V98H238V97H240V95H238V94ZM51 94V95H50ZM117 94H118V96H117ZM151 94V95H150ZM230 94H233V95H231V97H230ZM74 95V96H73ZM147 95H149V96H147ZM154 95V96H153ZM250 95V96H249ZM14 96V97H13ZM77 97V99H78V97L80 98V96H82L81 98H80V101H82V103L81 102H79V101H77V99H75L76 97ZM105 98H104V97ZM108 96V97H107ZM147 96V97H146ZM157 96H155L154 98H156ZM254 96V95H253ZM56 97V98H55ZM63 97V98H62ZM87 97H89V98H87ZM107 97V98H106ZM130 97V98H129ZM239 99H237V98ZM85 98V99H84ZM105 99V100H102V99ZM123 98V99H122ZM133 98V99H132ZM154 98H152V99H154ZM230 98H233V100L232 99H230ZM69 99V100H68ZM99 99L97 100V101H99ZM148 99V100H149ZM66 100V101H65ZM74 100V101H73ZM79 100V99H78ZM123 100V101H122ZM127 102H126V101ZM132 100H135V102L134 101H132ZM207 100V99H206ZM224 100V99H223ZM230 100V101H229ZM242 100H244V102L242 101ZM249 100H253L251 103L249 102ZM70 101V102H69ZM71 101H72V103H71ZM77 101V103H75ZM84 101V102H83ZM97 101H95V102H97ZM231 101H233L232 103H231ZM236 101H237V103H236ZM238 101L239 102H242V103H239L238 104ZM258 101L260 102V101H263V103L261 104V102L258 104ZM68 102V103H67ZM90 102H92V100L90 101ZM206 102H208V101H206ZM234 102H235V104H234ZM250 103V104H248V103ZM255 102V103H254ZM76 105H75V104ZM88 103V102H87ZM99 103V102H98ZM131 105H130V104ZM133 103H135V104H133ZM243 103H244V105H243ZM247 103V104H246ZM253 103V104H252ZM70 104V105H69ZM78 104V105H77ZM143 104H146L148 107L146 108V106L145 105H143ZM210 104V103H209ZM254 104H257V106H259V107H255L254 106ZM73 105H75L76 107L74 108L73 107ZM130 105V106H129ZM132 105H133V107H132ZM134 105L138 108V109H136V107L134 108ZM145 106V108L143 107V106ZM234 105V106H233ZM249 105V106H248ZM251 105L252 106H254V107H252L251 108ZM263 107V108H261L260 109V107L261 106ZM67 106H68V108H67ZM71 106H72V108H74V109H72L71 108ZM131 107V108H129V107ZM216 106V107H215ZM218 106H219V104H218ZM237 106V107H236ZM243 106V107H242ZM249 107V108H247V107ZM66 107V108H65ZM230 107L232 108V107H234V109H230ZM241 107V108H240ZM246 107V109H244ZM41 108V109H40ZM117 110H116V109ZM127 108V109H126ZM142 110H141V109ZM202 108V109H201ZM215 108H217L218 110V112H215L216 111V109ZM235 108H237L238 109V111L235 109ZM256 108H259V109H256ZM81 109V110H80ZM112 109V110H111ZM121 109H123V110H121ZM137 111V112H134L135 110ZM148 109H150L151 110V108L149 107ZM147 109V110H148ZM229 109V110H228ZM240 109H242V110H240ZM244 109V110H243ZM252 109H254L253 110V112L251 111ZM71 110H73V111H71ZM120 110V112H117V111H119ZM125 110H128L129 112H127L126 111V113H125ZM130 110H132V113L134 114L135 113V116H133L132 115V113H131V111ZM141 110V111H140ZM145 110V111H144ZM153 110V109H152ZM196 110H197V108H196ZM210 110V109H209ZM212 110H210V111H212ZM236 110V111H235ZM247 110H249V111H247ZM260 110H262L263 111V113H262V111H260ZM69 111H70V113H69ZM76 111V112H77ZM111 111V112H110ZM114 111H115V115L116 116H121V117H115V115H114ZM200 111H202L204 114H202V112H200ZM231 111V112H230ZM234 111V112H233ZM241 112V115H238V113H240ZM257 113H256V112ZM66 112V113H65ZM84 112V113H83ZM87 112V111H86ZM122 112V113H121ZM142 112V113H143ZM200 112V114L203 116V118H202V116L200 115V114H198ZM220 112V113H219ZM236 112H238V113H236ZM244 112H245V114H244ZM249 112V113H248ZM252 114H251V113ZM262 114H260V113ZM61 113H63V114H61ZM117 113V114H116ZM118 113H121L122 115L125 113V114H127V115H124V117L122 118V115L121 114H118ZM190 113V114H189ZM194 113H196V114H194ZM209 113V114H208ZM216 113H218V114H216ZM224 113V114H223ZM226 113V114H225ZM227 113H230V114H234V113H236V114H234V118H233V114H232V119L233 120H231V121H233V122H231L230 123V121H228L227 122V120L226 119H224V118H221V117H226V116H228L227 115ZM253 113H256V114H253ZM13 114V115H12ZM43 114V116H42V118L40 117L41 115ZM70 114V115H69ZM84 114V115H83ZM130 114H131V119L129 118L130 117ZM143 114V115H144ZM178 114H179V112H178ZM181 115H182V113H180ZM185 114H187V115H185ZM198 114V115H197ZM215 114V115H214ZM242 114H244V115H242ZM249 114V115H248ZM260 114V115H259ZM9 115V116H8ZM60 115V119L58 118V116ZM87 115H89L90 117L88 118V116ZM95 115V114H94ZM105 115V114H104ZM142 115V114H141ZM212 116V118L213 119H211V116ZM238 115V116H237ZM246 115H247V117L248 118H250V120L249 119H247V117H246ZM253 115H255V116H253ZM256 115H258V116H256ZM19 116V117H18ZM22 116V117H21ZM79 117L78 119L80 120V122H79V120L76 118V117ZM84 116V117H83ZM106 116H104V117H106ZM191 116V117H190ZM198 116H200V117H198ZM207 116V117H206ZM209 116V117H208ZM221 116V117H220ZM235 116H237V117H235ZM239 116H241V117H239ZM244 116V117H243ZM10 117H11V119H10ZM31 117H33V118H31ZM35 117V118H34ZM83 117V118H82ZM87 117V118H86ZM98 117V118H97ZM111 117H114L113 119L111 118ZM125 117H126V119H125ZM128 117V118H127ZM185 118V119H183V118ZM188 117H189V119H188ZM206 117V118H205ZM215 117H216V119H215ZM246 117V118H245ZM16 118V119H15ZM26 119V121L28 122L29 121V123H27L26 121H25V119ZM75 118H76V120H75ZM82 120H81V119ZM92 118H93V121L95 120V122H93L92 121ZM109 118V119H108ZM116 118V119H115ZM132 118H133V121H132ZM190 118H192L193 120H195V121H193L192 119H190ZM199 118V119H198ZM207 118H210V119H207ZM220 118V119H219ZM257 118V119H256ZM10 119V120H9ZM14 119V120H13ZM22 119V120H21ZM29 119V120H28ZM41 119H42V121H41ZM72 119H71V121H72ZM106 119V120H105ZM114 120L113 122H111L112 120ZM117 119H119L118 121H116ZM122 119H124V121L122 120ZM129 119L131 120V122H132V124L131 123H129L128 121H129ZM176 119V120H177ZM183 119V120H182ZM214 119H215V121H214ZM218 119V120H217ZM235 119V120H234ZM243 119V120H242ZM252 119H254V120H252ZM9 120V121H8ZM22 122H21V121ZM37 120V121H36ZM104 120V121H103ZM159 120H160V118H159ZM190 120H191V122H193V123H190ZM201 120V121H200ZM204 120H205V122H207V123H205L204 122ZM210 120V121H209ZM212 120L215 122H212ZM220 120H221V122H220ZM242 120V121H241ZM258 121V122H256V123H254V121ZM4 121H5V124H4ZM11 121V122H10ZM21 123H20V122ZM24 121V122H23ZM39 121V122H38ZM102 121L104 122V124L102 123ZM105 121H107V123H108V125H107V127L105 126L107 123L105 122ZM116 121V122H115ZM123 121V122H122ZM199 123V125H198V123ZM209 121V122H208ZM218 121H219V123H218ZM40 122H41V125L42 126H40ZM44 122V124L46 125V127L48 126V129L46 128H44V126H43V123ZM96 122L98 123V126L96 125ZM183 124H182V123ZM212 122V123H211ZM227 122V123H226ZM237 122V123H236ZM240 122V123H239ZM245 122V123H244ZM248 122V123H247ZM10 123V124H9ZM37 123V124H36ZM47 123V124H46ZM86 123H87V125H86ZM106 123V124H105ZM110 123V124H109ZM114 123V124H113ZM117 123H120L119 125L117 124ZM122 123H123V125H124V123H126L125 124V126H123L122 127ZM190 125H189V124ZM201 123H203L204 125H201L200 126V124ZM214 123V124H213ZM250 123V124H249ZM254 124V125H252V124ZM26 124V125H25ZM39 124V125H38ZM92 124H94V125H92ZM101 124H102V126H103V128H104V126L106 127V129H104V131L105 130H107V134H104L103 132V128H102V126H101ZM116 124V125H115ZM128 124L130 125V126H128ZM136 124H137V126H136ZM194 124H196V125H198V126H196V125H194ZM212 124V125H211ZM225 124H227L226 126H225ZM243 124H245V125H243ZM248 124V125H247ZM255 124H256V126H255ZM28 125H30V127L28 126ZM38 127H37V126ZM113 126V127H109V126ZM115 125V126H114ZM121 125V126H120ZM133 125V126H132ZM194 125V126H193ZM206 125V126H205ZM211 125V126H210ZM217 125V126H216ZM249 125H252V126H254V127H256V128H254V127H251V126H249ZM16 126H20V127H16ZM37 128H36V127ZM39 126H40V128H39ZM82 126H84V125H82ZM121 128V130H120V128ZM130 127V128H128V127ZM135 126V127H134ZM191 126H193V127H191ZM204 126V127H203ZM210 126V127H209ZM215 126V127H214ZM221 126V127H220ZM224 126V127H223ZM228 126V127H227ZM242 126V127H241ZM245 126V127H244ZM24 127V128H23ZM26 127H28V128H26ZM41 127H43V128H41ZM114 127L116 128V131L114 130ZM133 127V128H132ZM186 129H185V128ZM190 127H191V129H190ZM196 129H195V128ZM213 127V128H212ZM219 127V128H218ZM226 127V128H225ZM237 127V128H236ZM260 127H258V128H260ZM6 128H8V129H6ZM17 128V129H16ZM22 128H23V130H25L27 133H29V134H27V136H26V134H24L25 132L22 130ZM30 128V129H29ZM98 128L100 129V131H97L98 130ZM109 128V129H108ZM117 128H118V130H120L119 132H117ZM124 128V129H123ZM126 128H127V130H126ZM136 128V129H135ZM182 128V129H181ZM193 128V129H192ZM199 128H200V130H199ZM202 128H203V130H202ZM205 128V129H204ZM209 128H210V130H209ZM211 128H212V130H211ZM229 128V129H228ZM232 128V129H231ZM6 129V130H5ZM13 129V130H12ZM19 129V130H18ZM28 129L30 130L29 132H28ZM41 129V130H40ZM129 129H131L132 130V134L130 133L129 134V132L131 131V130H129ZM180 129H181V132H180ZM188 129H189V131H188ZM199 131H198V130ZM224 129H227V131L226 130H224ZM246 129V130H245ZM256 129H257V131H256ZM2 130H4V131H2ZM14 130H16V131H14ZM21 130V131H20ZM49 130H51V131H53L52 133H51V131L50 132H48ZM55 130L57 131V132H55ZM109 130V131H108ZM114 130V131H113ZM124 130H125V132H127L128 130H129V132H127V133H125L124 132ZM186 132H185V131ZM202 130V131H201ZM223 130H224V132H223ZM13 131V132H12ZM20 132V133H18V132ZM110 131H112V133H110ZM198 131V132H197ZM204 131H206L205 133H204ZM230 131V132H229ZM245 131V132H244ZM259 131H260V133H259ZM3 132V133H2ZM6 132V133H5ZM7 132H8V134H7ZM17 132V133H16ZM45 132V133H44ZM48 132V133H47ZM56 134H55V133ZM96 132L98 133V132H102L101 134L100 133H98V134H96ZM117 132V133H116ZM121 132H122V134H121ZM182 132H183V134H182ZM190 132H194V133H192V134H190ZM195 132H197L196 134H195ZM203 132V133H202ZM212 132V133H211ZM243 132V133H242ZM247 132V133H246ZM261 132L263 133V136H262V134H261ZM11 133V134H10ZM50 133V134H49ZM54 133V134H53ZM87 133V134H86ZM93 133H94V135H93ZM105 133H106V131H105ZM110 133V134H109ZM118 133L119 134H121V135H118ZM187 134V136H191L189 139H188V137L186 136V134ZM199 133V134H198ZM222 133H223V135H222ZM228 134V135H226V134ZM245 133V134H244ZM249 133V134H248ZM258 133V135H256L257 137L259 136L260 138L258 139V138H256L255 137V134H257ZM3 134V135H2ZM20 136H19V135ZM24 134V135H23ZM36 134V135H35ZM47 134H49V135H47ZM54 135V136H52V135ZM106 135V136H104V135ZM124 134H126L125 136H123ZM127 134L129 135V137L127 136ZM190 134V135H189ZM244 134V135H243ZM7 135V136H6ZM19 136V138H18V136ZM30 135V136H29ZM102 135L104 136V137H102ZM116 135V136H115ZM133 137H132V136ZM207 135V136H206ZM248 135V136H247ZM261 135V136H260ZM6 136V137H5ZM24 136V137H23ZM45 139H43L42 137ZM47 136V137H46ZM123 136V137H122ZM183 136H184V138L186 139H184L183 138ZM202 136V137H201ZM221 136V137H220ZM226 136L228 137V138H226ZM234 136V137H233ZM237 136V137H236ZM246 138H245V137ZM251 136V137H250ZM1 137H3L2 139H1ZM15 137V138H14ZM41 137V138H40ZM51 137V140L49 139V138ZM53 137V138H52ZM82 137V138H83ZM99 137V138H100ZM106 137V138H105ZM128 137V138H127ZM172 137H171V139L170 140H168L169 141V143H170V141L172 142V144H170L171 145V147H170V145H169V143H167L166 144V146H164V147H161V146H158V153L159 152H161L160 150L162 149L163 150V148H165V150L164 151H162L161 152V154H163V156H168V157H170L171 159H173L175 162L176 161H178L177 163H181L182 162V157H181V152H180V150H179V148H180V144L178 145V147L176 148V141H172ZM187 137V138H186ZM225 137V138H224ZM250 137V138H249ZM23 138V139H22ZM27 138H30L29 140L27 139ZM117 138V139H116ZM173 138V139H174ZM177 138V139H176ZM199 138H200V140H199ZM224 138V139H223ZM238 138V139H237ZM240 138V139H239ZM258 140H256V139ZM261 138V139H262ZM19 139H20V141H19ZM21 139H22V141H21ZM26 139V140H25ZM87 139V138H86ZM119 139V140H118ZM125 139V140H126ZM184 139V140H183ZM188 139V140H187ZM204 139V140H203ZM207 139V140H206ZM209 139V140H208ZM216 139V140H215ZM247 139H250V141H248ZM37 140V141H36ZM39 140V141H40ZM51 141V142H49V141ZM114 142H113V141ZM115 140H117L116 141V143H115ZM204 141V143L202 142V141ZM220 140V141H219ZM235 140H237V141H235ZM121 141V142H120ZM207 141V142H206ZM208 141H210V142H208ZM239 141V142H238ZM245 141V142H244ZM255 141L257 142V143H255ZM32 142V144H29V143H31ZM110 142H112V144L110 143ZM173 142H175V143H173ZM226 142H228V143H226ZM246 142H248L249 143V146L248 145H246L247 143ZM2 143V144H1ZM5 143V144H4ZM24 143V144H23ZM47 143V144H48ZM108 143H109V145H108ZM117 143L120 145H117ZM122 145H121V144ZM181 143V142H180ZM208 143V145L206 146V144ZM234 143V144H233ZM237 143V144H236ZM254 143V144H253ZM8 144V145H7ZM26 144V146H24ZM29 144V145H28ZM51 144H48V145H51ZM111 144V145H110ZM186 143H184V145L183 144H181L183 147H186V148H188L189 146H186L185 145ZM223 144H224V146H223ZM240 144V145H239ZM242 144V145H241ZM21 145V146H20ZM104 145V144H103ZM117 145V146H116ZM163 145H165V144H163ZM162 145V146H163ZM169 145V147H167ZM205 147V150H204V148L202 147ZM205 145V146H204ZM233 145H237V146H233ZM243 145H244V147H243ZM122 146V150L120 149V147ZM174 146H175V148H174ZM196 146V147H195ZM200 146V147H199ZM209 146V147H208ZM222 148H220V147ZM256 146V147H255ZM52 147V146H51ZM207 147V148H206ZM212 147V148H211ZM230 147H232V149H229ZM243 147V148H242ZM125 148H126V151H123V150H125ZM129 148V149H128ZM168 148H170L169 150H167ZM196 148V149H195ZM199 148V149H198ZM225 148V149H224ZM17 149V150H16ZM177 149V150H176ZM213 149V150H212ZM220 149V150H219ZM247 148H244L243 149V151L244 150H246ZM247 149V150H248ZM251 149V148H250ZM3 150V151H2ZM74 150V151H73ZM98 150H100V149H98ZM113 150V151H112ZM179 150V151H178ZM203 150V151H202ZM232 150V151H231ZM238 150V151H239ZM102 151V150H101ZM101 151H100V153H101ZM121 151H122V154H121ZM170 151V152H169ZM205 151V152H204ZM214 151V152H213ZM218 151V152H217ZM251 150L249 151L248 150V152H251V153H253ZM120 152V153H119ZM124 152H126V153H124ZM128 152V153H127ZM130 152V153H129ZM132 152V153H131ZM169 152V153H168ZM204 152V153H203ZM210 152V153H209ZM212 152V153H211ZM221 152V153H220ZM223 152H225V153H223ZM233 152V154L232 155H234L235 153ZM245 152V151H244ZM244 152H243V155H244ZM85 153V154H84ZM116 153V154H115ZM119 153V154H118ZM157 153V152H156ZM157 153V154H158ZM171 153H173V155H171ZM209 153V154H208ZM215 153V154H214ZM222 153H223V155H222ZM226 153H228V154H226ZM238 153H240V152H237V154ZM21 154V155H20ZM83 154V155H82ZM101 154H103V153H101ZM103 154V155H104ZM117 154L119 155V156H117ZM125 154L126 155H128V154H132V155H134L135 156V158H132V156H131V159H130V155L129 156H125ZM156 154V155H157ZM168 154H170V155H168ZM178 154V155H177ZM211 154V155H210ZM216 154H219L218 156L216 155ZM221 154V155H220ZM250 154V153H249ZM20 155V156H19ZM26 155V156H25ZM78 155V156H77ZM155 155V156H156ZM214 157H213V156ZM224 155H227L226 157H224ZM19 158H18V157ZM26 157L27 158V160L29 161V163L30 164H32L33 162L32 161H34V163L32 164V165H29V163H28V161L26 160V158H25V160L27 161V164H25V162L26 161H24L23 159L24 158H22V157ZM44 156H47V155H42V157L44 158ZM73 156V157H72ZM122 156V157H121ZM125 158H124V157ZM166 156V157H167ZM172 156H173V158H172ZM202 156V157H201ZM210 156H212V157H210ZM216 156V157H215ZM221 156V157H220ZM21 157V158H20ZM41 157V158H42ZM48 157V158H47ZM46 157V159H45V161H46V163H47V165H49V161H52L51 160V158L49 157V156H47ZM83 157V158H82ZM136 157H137V159H136ZM209 157V158H208ZM228 157H230V156H228ZM227 157V158H228ZM43 158L41 159V160H43ZM118 159L117 161H116V159ZM121 158V159H120ZM123 158V159H122ZM178 158V159H177ZM199 158V159H198ZM201 158V159H200ZM208 158V159H207ZM215 158H217V159H215ZM219 158H220V160H219ZM4 159V160H3ZM17 159V160H16ZM22 159V160H21ZM48 159H50V160H48ZM81 159H83V161L81 160ZM115 159V160H114ZM132 159H133V162H132ZM136 159V161L138 162H136V161H134ZM177 159V160H176ZM181 159V160H180ZM207 159V160H206ZM212 159V160H211ZM213 159H214V161H213ZM225 159V160H224ZM259 159H261V161L259 160ZM31 160V161H30ZM35 160L37 161V162H35ZM78 160H79V162H78ZM126 160H128L127 162H126ZM130 160H131V164L129 163L130 162ZM192 160H191V162H192ZM203 160H205V161H203ZM4 161V162H3ZM80 161H82L81 163H80ZM213 163H212V162ZM220 161H222L221 163H219ZM113 162V164H111ZM124 162V163H123ZM142 162V163H141ZM208 163V165H207V163ZM218 162V163H217ZM260 162V163H259ZM35 163H36V165H35ZM79 163L81 164V165H83V167L81 166V165H79ZM83 163V164H82ZM115 163V164H114ZM119 163V164H118ZM121 163V164H120ZM122 163H123V165H122ZM136 163V164H135ZM147 163V164H146ZM149 163V164H148ZM211 163V164H210ZM259 163V164H258ZM262 163V164H261ZM20 164V165H19ZM45 164V163H44ZM77 164H78V167H81V168H83V169H81V168H77V167H75L74 165H76L77 166ZM116 164H118L119 166H121L120 167V170H116V167H117V169L119 168V166L118 165H116ZM126 164V166H124ZM130 164V165H129ZM134 164V165H133ZM142 164V166H144L143 168H142V166L141 167H139L140 165ZM144 164V165H143ZM210 164V165H209ZM256 164V165H255ZM24 165H27L26 167H28V169L30 170V169H39L38 171L36 170V171H33V170H28V171H26V167L24 166ZM85 165V166H84ZM108 165H110V168H109V166ZM131 165H133V166H131ZM137 165H139L138 167H136ZM148 165V166H147ZM198 165H199V167H198ZM212 165V166H211ZM259 165V166H258ZM17 166V167H16ZM33 166V167H32ZM44 166V165H43ZM111 166H112V169H111ZM116 166V167H115ZM128 166V167H127ZM210 166V167H209ZM256 166V167H255ZM3 167V168H2ZM5 167V168H4ZM20 167V168H19ZM41 167H42V165H41ZM40 167V168H41ZM106 167H107V169H106ZM113 167H115V168H113ZM196 169H195V168ZM198 167V168H197ZM204 167V168H203ZM232 167H233V165H232ZM237 167H239V168H237ZM244 168V169H246L247 168V171L246 170H244V169H242V168ZM246 167V168H245ZM259 167V168H258ZM2 168V169H1ZM25 168V169H24ZM109 168V169H108ZM126 168V169H125ZM139 168V169H138ZM142 168V169H141ZM207 168H209V169H207ZM258 168V169H257ZM263 168V169H262ZM6 169V170H5ZM23 169V170H22ZM197 169H199L200 170V172H198L199 170H197ZM238 169H240V170H238ZM244 170V171H242V170ZM253 169H254V171H253ZM260 169H262V170H260ZM3 170V171H2ZM17 170V171H16ZM77 170V171H76ZM90 170V169H89ZM202 170V171H201ZM257 170V171H256ZM22 171V172H21ZM32 171H33V173H32ZM79 171V172H78ZM238 171H240L239 173H238ZM241 171H242V174H243V176H242V174H241ZM261 171H262V174L263 175H261ZM25 172H27V173H25ZM31 172V173H30ZM34 172H38V173H40L41 175H43V176H41L42 177V179H41V177L39 178L38 176V178L36 177V175L34 174ZM78 172V173H77ZM203 172V173H202ZM205 172V173H204ZM232 174H230V173ZM249 172V173H248ZM254 172V173H253ZM22 173H24V176H23V174ZM73 173H76V174H73ZM102 172L101 171H95V177H101V174ZM118 173V174H117ZM137 173V172H136ZM201 173V174H200ZM248 173V174H247ZM6 174V175H5ZM12 174V175H11ZM34 174V175H33ZM72 174V175H71ZM117 174V175H116ZM203 174V175H202ZM206 174V175H205ZM244 174H245V176H244ZM247 174V175H246ZM254 174H257V175H255L254 176ZM8 175H9V177H8ZM21 175V176H20ZM27 175H31V177L30 176H28V177H26ZM74 175H76V176H74ZM105 175H103L104 177H105ZM205 175V176H204ZM241 175V176H240ZM250 175V176H249ZM259 175H261L260 177H259ZM70 176V177H69ZM71 176H72V179L73 180H71ZM207 176H208V180L206 179L207 178ZM228 176V177H227ZM235 177V179L236 180H234V178H233V182H231L232 181V177ZM254 176V177H253ZM257 176V177H256ZM11 177V178H10ZM14 177V178H13ZM21 177V179L19 180L18 178H20ZM22 177H24L23 179H26V180H23L22 179ZM36 177V178H35ZM76 177V178H75ZM78 177H79V179H78ZM244 179H243V178ZM255 177H256V179H255ZM82 180H81V179ZM248 179V181H247V179ZM258 178H259V180H258ZM33 179V181H32V183H29L31 180ZM37 179V180H36ZM53 179V180H52ZM75 179H77V180H75ZM112 179V178H111ZM242 181H241V180ZM262 179V180H261ZM16 180V181H15ZM18 180V181H17ZM21 180H23L24 182H22L21 183ZM28 180H30V181H28ZM35 180V181H34ZM70 180H71V182H70ZM82 181V184L79 182V181ZM85 182H84V181ZM114 180V179H113ZM229 180H230V182H229ZM240 180V181H239ZM8 181V182H7ZM15 181V182H14ZM27 181V182H26ZM39 181V182H38ZM49 183H48V182ZM55 181H57V182H55ZM245 183H244V182ZM261 181H263V182H261ZM5 182V183H4ZM12 182V183H11ZM19 182H20V184H19ZM79 183V185L81 186H78L77 187V184L76 183ZM100 182V181H99ZM243 182V183H242ZM251 182H254V183H256L258 186L256 187V184L254 185V183H252V185L253 186H255V187H252V185H250L251 184ZM260 184H259V183ZM24 183V184H23ZM28 183H29V185H28ZM43 183V184H42ZM204 183H205V185L207 184V187L204 185ZM3 184L5 185V187L6 186H9V185H12L13 184V186H9V187H7V189L3 186ZM7 184V185H6ZM25 184H26V186H25ZM34 184V185H33ZM53 184V185H52ZM55 184H57L56 186H55ZM62 184V185H61ZM99 184H103V182L101 181ZM15 185V186H14ZM26 188V189H29V191L27 190L26 191V189H24V187ZM31 185H32V187H31ZM88 185V186H87ZM202 185H204V186H202ZM17 186H19V187H17ZM23 188H22V187ZM34 186V187H33ZM59 186H60V189H59ZM63 186V187H62ZM85 188H84V187ZM87 186V187H86ZM202 186V187H201ZM12 187H13V189H12ZM14 187H16V188H14ZM22 188V190H20L19 188ZM28 187V188H27ZM31 187V188H30ZM49 187H51V188H49ZM77 187V188H76ZM89 187V188H88ZM95 189H94V188ZM105 187V185H103V188ZM248 187H251V188H249L250 190H247L248 189ZM259 187V188H258ZM264 187V186H263ZM9 188L11 189V191H8L9 190ZM45 188L46 189H48V190H45ZM55 188V189H54ZM62 188V189H61ZM66 188V189H65ZM78 188L80 189V191L81 190H83V191H81V195H79V192L80 191H78ZM252 188H254V190L255 189H257V190H253ZM261 188V189H260ZM2 189H4V190H2ZM17 189H19V190H17ZM68 189V190H67ZM71 189V190H70ZM77 189V191L75 192V190ZM92 190V192H91V190ZM7 190V191H6ZM12 190H13V192H12ZM59 192H57V191ZM89 190H90V192H91V194H88V193H86V191L87 192H89ZM244 190H246L245 192L246 193H248V195L245 193V192H243ZM19 191V192H18ZM22 191V192H21ZM31 191H33L32 193H30ZM69 192V194H68V192ZM96 192V193H98V194H96V193H94V192ZM206 193H205V192ZM250 193H249V192ZM253 191V192H252ZM37 194H36V193ZM72 192H73V194H72ZM85 192V193H84ZM89 192V193H90ZM123 192V193H124ZM204 192V193H203ZM240 192H242V193H240ZM8 193H12L11 195L9 194L8 195ZM17 193H15V195L14 196H16V195H18ZM40 193V194H39ZM49 195H48V194ZM53 193V194H52ZM63 193V194H62ZM79 195L78 197L76 196L75 197V195H77V194ZM83 193V194H82ZM205 194V195H203V194ZM234 193V195H232ZM235 193H237L236 195H235ZM252 193H255V194H252ZM4 194H6V195H3ZM27 194V195H26ZM35 196H34V195ZM52 194V195H51ZM61 194V195H60ZM86 194V195H85ZM222 194V195H221ZM8 195V196H7ZM33 195V196H32ZM37 195H40V198H39V196H37ZM45 195V196H44ZM54 195V196H53ZM85 195V196H84ZM88 195L90 196L91 195V197H88ZM96 195H97V197H96ZM219 195V196H218ZM229 195H230V197H229ZM239 195V196H238ZM244 195H246L247 196V199H249V202H251V203H249L247 200H246V198L244 199ZM253 195V196H252ZM5 196H7V197H5ZM14 196H12V197H14ZM31 196V197H30ZM48 198H47V197ZM49 196H53L51 199H50V197ZM58 196V197H57ZM60 196V197H59ZM66 196V197H65ZM72 196V197H71ZM83 196V197H82ZM100 196L102 197V198H100ZM245 196V197H246ZM252 196V197H251ZM3 197V198H2ZM38 197V198H37ZM45 198L46 197V199H49V201H47L46 199H44V203H42L43 201L41 200V199H43V198ZM57 197V198H56ZM68 197V199H66ZM88 198V199H86V198ZM95 198V200H99L98 202L97 201H94V199L92 200V198ZM205 197V198H204ZM6 198V199H5ZM10 198V199H9ZM64 198V199H63ZM72 198V199H71ZM90 198H91V204H97L96 206L95 205H91V204H89V202H87V201H90ZM132 198H134V199H132ZM204 198V199H203ZM215 198V199H214ZM217 198V199H216ZM222 198V199H221ZM224 198V199H223ZM235 198H237V199H235ZM250 198H252V199H250ZM7 200V201H5V200ZM38 199V200H37ZM40 199V200H39ZM52 199H54V201L52 200ZM58 199V200H57ZM101 199V200H100ZM209 200V202L207 201V200ZM233 199V200H232ZM260 199H261V197H260ZM10 200H12L13 201V203H12V205L10 204L11 202H10ZM69 200V201H68ZM129 200H134V201H132L133 203H132V205H131V203L129 202ZM203 200V201H202ZM222 200V201H221ZM225 200V201H224ZM251 200V201H250ZM3 201H5V202H7V203H5V202H3ZM41 201V202H40ZM46 201V202H45ZM53 201V202H52ZM59 202L58 204H57V202ZM63 201H64V203H63ZM82 201H85V202H82ZM234 203H233V202ZM238 201V202H237ZM49 202V203H48ZM52 202V203H51ZM61 202V203H60ZM69 204H68V203ZM71 202H74V204H75V202H77L76 203V206L72 203L71 204ZM203 202V203H202ZM211 202V203H210ZM228 203V205H227V203ZM47 203V204H46ZM80 203V204H79ZM84 203V204H83ZM87 203V204H86ZM136 203V204H135ZM225 203H226V205H225ZM242 203V204H241ZM53 204V205H52ZM62 204H64V205H62ZM77 204H79V205H81L80 207H78L79 205H77ZM85 204L87 205V206H89V209H88V207L87 206H85ZM102 204V205H101ZM130 204V206L131 207H128V205ZM196 204H198V205H196ZM204 204V205H203ZM251 205L252 207H250V208H248L249 207V205ZM42 205V209L41 208H38V206L40 207ZM46 205V206H45ZM49 205V206H48ZM50 205H52V207H54V208H52ZM59 206V207H57V206ZM67 207H71L72 205L73 206H75L76 207V209L78 208H80V209H82V210H80L79 209V211H78V209L76 210V211H78V212H76L75 211V209H74V207L72 208V210L70 209V208H65L66 206ZM68 205H71V206H68ZM83 205V206H82ZM91 205V206H90ZM109 205V204H108ZM114 205V204H113ZM165 205V206H164ZM168 205H172V208H170L171 206H168ZM179 207V209L177 208V206ZM196 207H195V206ZM199 205H200V207H199ZM204 207H203V206ZM211 205H212V207H211ZM239 205V206H238ZM247 205H248V207H247ZM34 206V207H33ZM36 206H37V208H38V210H36L37 208H36ZM44 206V207H43ZM57 208H59V209H57L56 210V207ZM62 206V207H61ZM64 206V207H63ZM86 208H85V207ZM92 206H94V207H92ZM133 206H134V208L135 209H137V210H135L134 208H133ZM161 206H163V207H161ZM237 206V207H236ZM45 207H47V208H45ZM83 207H84V210H83ZM100 207H98V209H100ZM105 207V206H104ZM124 207V208H123ZM126 207V208H125ZM128 207V208H127ZM161 207V208H160ZM164 207H166V208H164ZM182 207V208H181ZM190 207H192V209L190 208ZM194 207H195V209H194ZM205 207H207V209L205 208ZM228 207V208H227ZM232 207V208H231ZM245 207H246V209H245ZM263 207V209L262 208H260V211H261V209L262 210H264V206H262ZM33 208H34V210H33ZM36 208V209H35ZM44 208V209H43ZM49 208V209H48ZM51 208V209H50ZM62 208V209H61ZM63 208L65 209V210H63ZM90 208H92L93 210H91ZM131 208H132V210H131ZM174 208V209H173ZM177 208V209H176ZM182 210H181V209ZM213 208V209H212ZM216 208V209H215ZM220 208V209H219ZM225 208V209H224ZM251 208H254V209H252V210H249V209H251ZM55 209V210H54ZM85 209H87V211L85 210ZM95 209V210H94ZM134 209V210H133ZM165 209V210H164ZM195 211H194V210ZM200 209V210H199ZM256 209V210H255ZM44 210V211H43ZM46 210H49V211H46ZM69 210H71V211H69ZM90 210V211H89ZM126 212H125V211ZM169 210V211H168ZM171 210H172V212H171ZM179 210V212L178 213H176L177 211ZM192 210H193V212H192ZM197 210V211H196ZM207 210H209V211H207ZM215 210V211H214ZM218 210H220V211H218ZM237 210V211H236ZM243 210V211H242ZM244 210H245V212H244ZM253 210H255V214H257V217H256V215H253V216H251L249 213H251V211H253ZM45 212V213H43V212ZM54 211V212H53ZM69 213H67V212ZM76 212V213H72V214H70V212ZM92 211H95V212H93L92 213ZM125 212V213H121V212ZM173 211H176V212H173ZM211 211V212H210ZM222 211V212H221ZM50 212V213H51ZM62 212V214H60ZM64 212V213H63ZM155 212V211H154ZM161 212V213H160ZM170 212V213H169ZM184 212V211H183ZM213 212V213H212ZM224 212V213H223ZM227 212V213H226ZM241 212V213H240ZM244 212V213H243ZM248 212V213H247ZM262 212V211H261ZM67 213V214H66ZM78 213V214H77ZM94 213H97V214H99V215H97V214H94ZM119 213H121L120 215H119ZM153 215H152V214ZM172 213H174V215H172ZM187 213H188V216H187ZM203 215H202V214ZM212 213V214H211ZM220 213V214H219ZM223 213V214H222ZM237 215H236V214ZM242 213H243V215H242ZM246 213V214H245ZM252 213H254V211L252 212ZM61 216H60V215ZM113 214H114V216H113ZM164 214V215H163ZM176 214V215H175ZM177 214L179 215V216H177ZM194 214H197L196 216L194 215ZM201 214V215H200ZM208 214V215H207ZM227 216H226V215ZM258 214H260L259 216H258ZM1 215H2V213H1ZM4 215H6V214H3L2 216H4ZM57 215H59V216H57ZM148 215H150V216H148ZM165 215H166V217H165ZM170 215H172L171 217H169ZM216 215V216H215ZM217 215H219V216H217ZM225 217H224V216ZM229 215H230V217H229ZM250 215V216H249ZM99 216V218H97ZM106 216V217H105ZM133 216L134 215H131V216H127L126 218H125V220H128V219H130V220H134L133 219ZM176 216V217H175ZM185 216V217H184ZM187 216V217H186ZM200 216V217H199ZM204 216V217H203ZM237 216V217H236ZM261 216V217H260ZM5 217H7V216H5ZM53 217V218H54ZM58 217H60V219H58ZM103 217V218H102ZM165 217V218H164ZM182 217H183V219H182ZM194 217V218H193ZM202 217V218H201ZM205 217H206V219H205ZM213 217V218H212ZM218 219H217V218ZM252 217H253V219H252ZM73 218V219H72ZM76 218V219H75ZM82 218H84V219H82ZM128 218V219H127ZM161 218H163V219H161ZM178 218H180V219H178ZM186 218V219H185ZM201 218V219H200ZM226 218V219H225ZM232 218V219H231ZM236 218H238V219H236ZM256 218H258V219H256ZM263 218V219H262ZM43 219V218H42ZM80 219H81V221H80ZM145 219V218H144ZM59 220V221H58ZM75 220V221H74ZM120 220H124V217L123 218H121ZM146 220V219H145ZM159 220H160V222H159ZM170 220H173V222L172 221H170ZM243 220V221H242ZM64 221V222H63ZM72 221H74V223H70V222H72ZM166 221V222H167ZM177 221V222H176ZM55 222V223H54ZM89 222V221H88ZM175 222V223H174ZM233 222V223H234ZM236 222L234 223L235 225H236ZM241 222H243L242 224H241ZM8 223V224H7ZM174 223V224H173ZM6 224V225H5ZM73 224V225H72ZM75 224V225H74ZM165 224V225H164ZM1 225L2 224H0V227H1ZM243 225H244V227H243ZM262 225H264V222H263V224ZM3 226V225H2ZM12 226L14 227V228H12ZM50 227H52V228H50ZM60 227H59V229H58V231H60ZM66 227V226H65ZM164 227H162V228H164ZM240 227H238V228H240ZM48 228H50V230L48 229ZM12 229V230H15V232L14 231H10V230ZM67 229V228H66ZM69 229V228H68ZM73 229V227H70V230H72ZM247 229V228H246ZM52 230H53V232H52ZM9 231V232H8ZM37 231V232H36ZM47 231V232H46ZM57 231V232H58ZM33 232H36V234H38V235H36L35 233H33ZM41 232V233H40ZM51 232V233H50ZM91 232V231H90ZM1 233H6V234H4L5 235V237H4V235L3 234H1ZM10 233H12V234H10ZM26 233H29L30 235H34V236H37V237H30L29 235V237H26ZM47 233H48V236H47ZM50 233V234H49ZM59 233V232H58ZM95 233H97V232H95ZM95 233H93V235H95ZM9 234V235H8ZM16 234H17V236H16ZM19 234H21L22 236L25 234V237L23 236V237H21V236H19ZM40 234V235H39ZM43 234V235H42ZM44 234L46 235V236H44ZM2 235V236H1ZM8 235V236H7ZM13 235H15L14 237H13ZM42 235V236H41ZM39 236V237H38ZM41 236V237H40ZM2 237H4V239L2 238ZM20 237V238H19ZM43 237H44V239H46L45 241H44V239H43ZM47 237V238H46ZM12 238V239H11ZM20 240H19V239ZM22 238V239H21ZM23 238H25V239H23ZM30 239V240H28V239ZM36 238H37V240H36ZM39 238H41L42 240L40 241V239ZM3 239V240H2ZM19 240V241H18ZM39 240V241H38ZM49 240V239H48ZM5 241V242H4ZM8 241V242H9ZM25 241H26V244H25ZM28 241V242H27ZM32 241V242H31ZM35 241V242H34ZM1 242H3L2 244H1ZM8 242H7V244H8ZM37 242H39V243H37ZM42 242H45V243H42ZM5 243V244H4ZM41 243L43 244L42 246L43 247H41L40 245H41ZM48 243V244H47ZM250 243H252V242H250ZM25 245V247L27 248H25L24 247V245ZM29 246H28V245ZM37 244V245H36ZM52 244V245H51ZM20 245V246H19ZM23 245V246H22ZM38 245L40 246V247H38ZM246 245V244H245ZM245 245H243L242 244V246H245ZM248 245H250V244H248L247 243V245L245 246L246 248L248 247L249 248V246ZM24 247V249H22V248H20V247ZM29 247H31V248H29ZM34 247V248H33ZM44 247H45V249H44ZM50 247V248H49ZM40 248H41V250H40ZM48 248V249H47ZM247 248V251L245 250V256L247 255L248 256V253L250 254V257H253V255L252 254H254V249L253 248H249L248 249ZM20 249V250H19ZM250 249H252V250H250ZM32 250H33V253H32ZM35 250H37L38 251V253L39 254H37L36 252H35ZM249 250H250V252H249ZM17 251V252H18ZM50 251V250H49ZM8 253V252H7ZM11 253V254H10ZM36 253V254H35ZM23 255V256H20V258H19V255ZM32 256H31V255ZM34 254H35V256H34ZM15 255V256H14ZM18 255V256H17ZM3 256H6V254L5 255H3ZM3 256L2 257H0V262H1V264H10L9 262V259H8V257H4L3 258ZM18 257V260H20L21 258V262L20 261H17V257ZM30 257V258H29ZM35 257V258H34ZM1 258H3V259H1ZM247 257H244V259L245 260H247L246 261V263L245 264H248L249 262H248V260L249 259H246ZM7 259V260H6ZM24 259H26V260H24ZM33 259V260H32ZM8 261V262H4V261ZM24 260V261H23ZM37 261V260H36ZM4 262V263H3ZM11 263V264H12ZM26 264V263H25ZM38 264V263H37Z\"/></svg>","mask_w":264,"mask_h":264}]
</instances>
